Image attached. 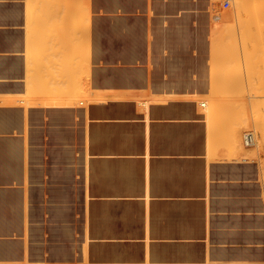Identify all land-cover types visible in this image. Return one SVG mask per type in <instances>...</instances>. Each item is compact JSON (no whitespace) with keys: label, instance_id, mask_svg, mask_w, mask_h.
<instances>
[{"label":"crops","instance_id":"crops-1","mask_svg":"<svg viewBox=\"0 0 264 264\" xmlns=\"http://www.w3.org/2000/svg\"><path fill=\"white\" fill-rule=\"evenodd\" d=\"M77 1L78 0H42V1L41 0H0V9L2 10V11L0 10V40L2 41V42L0 41V45H1L0 46V169H1L0 170V178H1L0 179V197L2 198V200L0 198V206H1L0 207L1 209L0 210V219H1L0 220V231H1L0 232V238H1L0 239L1 240L0 241V248H1L0 249V259H1L0 264H3V263L4 264H17V263L18 264H34L35 262H36L35 264H40L41 262L44 264H70V263L71 264H80V263L82 264L83 262H84L83 264H93V263L95 264H103V263L104 264L106 263L107 264L108 263L109 264H113V263L114 264L116 263L117 264H122V263L123 264L125 263L126 264H136V263L137 264H200L201 262H202L201 264H206V263L213 264V262L214 264L215 263L216 264H252V263L253 264H264V164L257 159H252L250 156H248V153H244L239 150L236 151V149L233 147L231 149V144H230L231 140L226 135L224 136L219 135L213 129H211L209 122L207 121V119H205L206 115L203 113L204 108L201 106V103L203 101H201V99L199 98L201 95H204L210 89L209 79L205 78V73L207 75L210 68L204 65L205 57L206 58L209 57V54H208L209 51L204 50L202 32L198 33V27L202 26V21H203V14H202L203 0H183V1L182 0H169V1L168 0H159V1L158 0H154V1L153 0H149V1L148 0H127V1L126 0H82V4L80 1H78L80 2L79 5H82V6L84 5L85 8L86 9L88 8L89 10L88 12L89 14L87 15V18L89 19L84 18L87 20L84 21L83 19V22L84 23L87 22V23L83 25H81V22H82L81 19L85 15L84 14L82 16L83 11L85 9L83 10L82 8H80V6H78L79 8H77L76 7V3H78ZM48 3L50 4L49 6H48ZM172 3H174V5ZM62 4H64V6ZM73 4L75 7L73 6ZM65 6L68 8V10L65 9L66 8ZM37 7L40 9H38ZM60 7L62 10L57 9ZM76 8L78 12L75 11ZM65 10H67V14H68L67 16H70V17L65 16L66 15ZM71 12H74V13L69 14ZM76 12L77 13L81 12L82 13L80 14L81 16H79V14H76ZM85 12L87 14V10L84 11V13ZM60 14L62 17H60ZM186 15H189V16H186ZM45 16L47 19L45 18ZM113 16H115L116 18ZM79 17H81L80 20H79ZM143 17H144V20H143ZM133 18H135L134 19L135 21L133 20ZM70 19L72 21H70ZM153 19L154 21H152ZM49 20H51V22H49ZM76 20H78L79 22L81 21V22L79 23ZM63 21L67 24L69 22V25L65 24ZM75 22L76 23L78 22L81 25V27L83 26L82 27L83 29L81 28V30H79V31L83 30L82 31L83 35L80 32L78 35V39L84 36L80 38L79 40L82 39L83 42L84 40L85 41L87 40L89 42V44L87 41L83 43L84 45L86 44L87 46H89V48L87 47V50H85L86 52L84 54L85 56L86 55L87 56L85 57L84 55L81 54L82 56H79V57H84V59L86 58L85 60L86 61L89 60L90 65H91L87 67L88 72H87V75H85V77L83 78L82 83L84 84V87L87 88V90L90 92L92 97L90 99H87L88 101L82 100L80 102H77L76 93H75V91L77 90V86L80 87V84H82L80 81L81 67H77V64H76V59H77L76 53L77 52H76V45L74 43L77 42L76 41L77 40V37H76L77 28L74 25L76 24ZM94 22H96L97 24ZM48 23H52V24H48ZM85 25H87L86 26L87 28H85ZM59 26L60 28L62 27L61 28L62 30H60V28H57ZM68 26H70L71 30L70 28H67ZM53 28L55 29L53 30ZM56 28L61 33L59 32L58 34ZM154 28L156 29L154 30ZM190 28L191 29L193 28V30H191ZM67 29L69 30V32L71 31L72 34L71 32L68 33ZM85 31L86 32L88 31L87 32L88 34ZM142 31H144L146 35ZM80 34L82 36H80ZM84 34L86 35L87 39L85 38ZM68 35L69 36L72 35V37L71 36L69 37ZM189 35H191V37ZM199 35H201V37ZM69 38L71 39L69 40ZM64 40L66 41V45L63 43ZM82 41H79V42L82 43ZM135 43H136V46H135ZM140 43L144 46H142ZM64 45L72 47L71 49L69 47L71 52L68 48H67L68 52H66L67 49L64 50L66 48ZM164 47H166V49ZM179 47H181L182 50ZM193 50H196V51L193 52ZM154 51H156V53ZM97 53L99 56L97 55ZM181 56L182 57L185 56L183 57L185 59H183ZM53 57L55 58L53 59ZM114 57L118 59L116 60ZM200 58H202L203 60L202 59L199 60ZM129 60L130 62H128ZM184 60H187V61H184ZM189 60L191 63L189 62ZM182 61H184V63L186 64H184ZM70 62L73 65L70 64ZM58 64L63 65V67ZM28 67L29 69L27 70ZM101 67L104 69H102ZM160 67H163V68L161 69ZM165 67L167 70L165 69ZM59 68L62 69V71ZM53 70H55V73L53 72ZM26 72H28L29 75L26 74ZM56 72L58 74H56ZM132 76L133 78H131ZM104 79H106V81ZM54 80L56 81V83H54ZM57 83L59 85L61 84L60 87L58 86ZM62 85L64 86V89L62 88ZM154 85H157V86H154ZM108 86H110V88ZM26 89L29 90L30 93ZM33 91H36V93H34ZM67 92H69V94H67ZM111 92H114V93H111ZM63 94H65L66 96L65 95L63 96ZM30 95L32 96L30 97ZM177 97H180V98H177ZM138 99L140 100L137 101ZM151 101L154 104L156 102L158 103H156L154 106ZM184 101H186L187 103ZM169 103L171 105H169ZM194 103H196V105H194ZM166 105L169 108H167ZM177 105H180V107ZM187 105H190V106H187ZM108 106H111V107H108ZM31 107L34 110H32ZM178 108L180 109V111ZM56 109L58 110L56 111ZM174 112H176V114ZM59 115L60 117H58ZM139 117L140 118L142 117V118L139 119ZM85 124L88 128L85 126ZM94 125L95 126L97 125V126L94 127ZM200 126H202L204 130L200 128ZM180 127H182L183 129V130L181 129L182 131L181 130L179 131ZM99 128L102 133L99 131ZM185 128L186 129L189 128V129L186 130ZM83 130H84V133L82 132ZM120 130L122 131V133L120 132ZM154 130L155 132H153ZM165 130L167 133L166 132L164 133ZM157 131L158 133H156ZM194 131H197V132H194ZM113 133H115V135L117 134V136H115ZM172 135H174V137ZM193 135H196L197 137ZM163 136L165 137L167 136L166 139ZM179 136L181 137L180 139H179ZM225 137L229 139L228 141L230 145H228V141H225L227 140ZM9 138L11 141L9 140ZM168 138H173V140L168 139ZM63 139L65 142L63 141ZM99 139H101L102 141ZM8 141L10 144L8 143ZM160 141H162V143ZM220 142L223 144L224 143L227 144L225 145L226 147L224 145L221 146ZM116 143L118 144L116 145ZM119 143L121 144L120 146H119ZM64 144L67 146H65ZM6 146H9L10 148ZM220 146H221V149L219 148L220 149L219 151L218 147ZM120 147L122 149V152H121V149H119ZM91 149H92V152H91ZM145 149H146V152H145ZM161 149L163 150V153ZM109 151L111 154L108 153ZM116 152L117 154H115ZM90 153H93V154H90ZM216 153H218L219 156L220 155L223 156L224 154V156L223 157L220 156L221 157L220 158L217 155L218 156L217 157ZM232 156H234V158ZM96 158L100 159L99 162H98V159ZM118 158H120L119 161H117ZM110 159L113 161H111ZM218 164L222 166L220 167ZM112 170H115V172ZM9 171H11V173ZM26 171H27V175L29 174L28 176L26 175L27 177L25 176V174H23V173H26ZM95 173L98 176H96ZM136 175L138 176L136 177ZM56 177H58L57 179L59 180H57ZM103 180H104V183H103ZM111 181H113L112 184H110ZM140 181L142 183H140ZM114 185L116 186V188ZM219 185L223 186V188ZM27 187L31 189L28 190ZM51 189L53 191H51ZM24 190L25 192H23ZM132 191L134 192V194ZM11 192L13 194H11ZM26 192H27V195H26ZM54 192L56 193L54 194ZM57 193L59 194L61 193V194L59 195ZM101 193L103 195H100ZM10 195H12L11 198L9 197ZM21 195L22 196L24 195V196L22 197ZM38 195L41 198L38 197ZM25 198L27 199L25 200ZM100 200L102 201L103 204L101 203ZM166 200L168 203H166ZM124 201L126 204L124 203ZM114 202L117 204H115ZM25 203L26 205H29V207L26 206ZM9 204L10 205L12 204V206H9ZM56 207H59V208L56 209ZM28 209H29V212L27 211ZM114 211H116V213ZM121 212L123 213V215ZM21 213L22 214L24 213L23 216ZM108 214H110V216H108ZM112 216H115V217H112ZM3 218L5 221L6 220L7 221L5 222ZM25 218L27 219V221L24 220ZM95 218H97L98 220ZM228 220L231 223H229ZM53 221H55L56 223ZM35 223H37V225ZM41 223H42V226H40ZM111 223H112V226H111ZM105 226L106 227L109 226L112 230H110V228H106ZM258 227L260 228V230ZM224 229H226V231ZM239 229L241 230L240 232L242 233L239 232ZM67 231H70V232H67ZM97 231H99L100 233ZM166 233L167 235H165ZM260 233L261 234L263 233V234L261 235ZM133 234L135 237L133 236ZM112 235L113 236L118 235V236L116 238V237H112ZM250 240H252L253 242ZM13 241L17 243L14 244ZM102 241H104L105 243ZM138 244L139 246H137ZM82 245H84V248L86 247L87 250L86 249L84 250ZM99 245L101 246L99 247ZM176 245L177 246L179 245V246L177 247ZM210 245L214 248H212ZM194 247H196V249H194ZM236 247L238 250L236 249ZM91 248L94 250H92ZM112 248H114V250ZM107 251L109 252V254H107ZM123 253L127 255H124ZM241 253L242 254L244 253V254L242 255ZM6 254L8 255L9 258L7 257ZM120 254H122V256ZM69 255L72 257H70ZM83 255L84 257L86 255L87 256L84 258L82 257ZM108 255L110 257H108ZM47 256H49V258ZM257 257L259 260L257 259ZM199 259L201 261H199Z\"/></svg>","mask_w":264,"mask_h":264},{"label":"rangeland","instance_id":"rangeland-1","mask_svg":"<svg viewBox=\"0 0 264 264\" xmlns=\"http://www.w3.org/2000/svg\"><path fill=\"white\" fill-rule=\"evenodd\" d=\"M209 1V2H208ZM253 1H256V0H252V1H244V2H241V7L244 9V10H241V14L238 15L237 13V5L235 3V0H203V10H202V14H203V20L205 21H202V26H199L198 27V33H201L203 34V44H204V50L205 51H209V57L205 58V62L204 64L206 66H208L209 68L211 67L212 70L214 71V68H215V71L212 72V71H209L208 72V76H206L205 74V78H208L209 79V82H214L213 86H210V89H209V92L205 93L204 95H202V97L200 96L199 98L202 99L201 101H205L207 102L208 104L204 107L203 111L205 113V115H207V121L209 122L210 126H212L211 128L219 135H228L227 137L232 141L234 142L232 146H236L235 149L238 151H241V152H244V153H248V156H250L252 159H257L259 161H261L263 164H264V103L261 102V99L264 98V95H262V93H260V91L262 90H259L260 88L264 87H260V82L263 83V81L261 80L262 79V76L264 75V70L262 71V69H264V58L262 59L261 57V54L264 53V16L262 15V13L264 12V7H261L264 5V0H257L256 2L258 3L256 6H257V10L255 8H253V5H255V2L254 4L252 3ZM261 1V2H260ZM248 3V5H247ZM252 3V6H250ZM262 4V5H261ZM212 7H211V6ZM206 6V7H205ZM239 7V8H241ZM250 8V9H249ZM209 9V10H207ZM247 9V10H246ZM254 9L257 11V15H255V11ZM212 10V11H211ZM240 10V9H238ZM206 11V12H205ZM245 11V13H243ZM259 11V12H258ZM211 12V13H210ZM240 12V11H239ZM247 12V14H246ZM208 13V14H207ZM261 13V14H260ZM249 14V15H248ZM264 14V13H263ZM212 15V16H211ZM248 15V16H246ZM262 16V17H261ZM240 17V18H239ZM242 18V19H241ZM261 18V19H260ZM244 19H246V25L247 27H250L251 30L253 29V34L251 36H249V32H246L247 36L244 35L245 31L243 32L244 29H242L240 27V20H241V24L242 22H244ZM250 19V20H249ZM262 20V21H260ZM261 22V23H256V22ZM78 23L75 24V27H77V42H76V46L78 48H83L84 46H87V45H84V44H80V42L78 41V26H76ZM216 24L219 26V25H223L222 27L224 28V32L222 31V33H220V29H218L219 27L216 26ZM232 24V25H231ZM258 24V26H257ZM206 25V26H204ZM210 25V26H209ZM225 25H228L226 28H225ZM243 25V28L246 29V31L248 30L247 27L245 26L244 27ZM216 27L218 30H214L215 28L213 27ZM232 26V27H231ZM80 27V26H79ZM200 28V29H199ZM228 28V29H227ZM222 29V28H221ZM232 29V31H231ZM206 30V31H205ZM250 30V29H249ZM214 31H217L216 33ZM231 34H230V32ZM235 31V32H234ZM206 32V34H204ZM227 32V33H226ZM244 34H243V33ZM217 33L219 34V36H217ZM224 34V35H222ZM226 34V35H225ZM229 34L232 36L231 38L229 37ZM228 35V37H227ZM236 35V36H235ZM221 37H222V40H221ZM225 37V38H224ZM207 41V42H206ZM223 41V42H221ZM225 41V42H224ZM207 43V44H206ZM80 44V45H79ZM81 45H84V46H81ZM206 46V47H205ZM88 47V46H87ZM86 47H84L85 49ZM89 48V47H88ZM208 48V50H207ZM77 49V48H76ZM79 49V52L80 50ZM84 49H82L84 51ZM87 50V48H86ZM224 50V51H223ZM81 51V52H83ZM217 51V52H216ZM80 52V53H81ZM256 53H261L260 54V57L259 58ZM79 53H77L78 55ZM83 54V53H82ZM250 54V55H249ZM257 55L258 58H255V56L252 57V55ZM220 55V56H219ZM246 55V56H245ZM218 56V57H217ZM248 56H251L253 59H251V57H248ZM263 56V54H262ZM220 57L222 59H220ZM250 58L251 60L249 61L250 65L249 66V63H248V58ZM81 57H80V60L79 58L76 59V64H77V67H81V79L83 80V78L85 77V75H87V72L88 70L87 67L90 66V62L89 61H86L85 59L81 62ZM215 59V60H214ZM78 60V61H77ZM218 60V61H216ZM260 60H262L260 62ZM80 61V62H79ZM229 61V62H228ZM252 61V62H251ZM226 62V65L228 63H231L232 65H238L236 66L237 68L239 67V71L237 70L236 67H232L237 70V72H240L243 74V76L241 77L242 79L244 78V80L242 82L241 79L237 80V81H233L234 82V85L233 83L230 81L231 79H233V77L235 76H232L231 72L232 71H235L234 69H232L230 67V64L227 65V67L223 66V63L225 64ZM228 62V63H227ZM82 63V64H81ZM252 63V64H251ZM261 63V64H260ZM86 64V65H85ZM263 64V65H262ZM210 65V66H209ZM261 65V66H260ZM84 66V67H83ZM86 66V68H85ZM222 66V67H221ZM228 66L230 69H232L230 72L228 69ZM247 66H249V68H247ZM219 67L218 71H217V68ZM250 67L253 68L257 75V77L255 78V81L253 79V82L254 84L250 81L249 77L251 75H254L253 74H249L248 72L250 71ZM84 70H83V69ZM210 68V69H211ZM223 68V69H222ZM222 71H221V70ZM226 69V70H225ZM249 70V71H248ZM225 71V72H224ZM218 72V73H217ZM227 72V73H226ZM236 72V71H235ZM233 72V74L235 73ZM251 72H252V69H251ZM250 72V73H251ZM262 72V73H261ZM226 73V74H224ZM231 75H230V74ZM236 74V78L239 77L237 76V73ZM241 74V75H242ZM225 75V76H224ZM229 75V79L231 77V79L229 80V82L232 83V87L230 90L228 87H231L230 83L228 84V76ZM248 75V76H247ZM250 75V76H249ZM213 76V77H212ZM256 76V75H255ZM212 77V78H211ZM217 77V78H216ZM222 77V78H221ZM227 79H226V78ZM261 79H260V78ZM240 78V77H239ZM258 78V79H257ZM264 78V76H263ZM80 79L81 83H82V80ZM257 79V80H256ZM234 80V79H233ZM236 80V79H235ZM249 80V81H248ZM236 82V83H235ZM243 82L245 83L244 85ZM252 83V84H251ZM256 83V84H255ZM240 84V85H239ZM82 85L84 84H80V87H77V93H76V100L77 102H80L82 100H87V99H90L92 96L90 94V92L87 90V88L83 87ZM229 85V86H228ZM255 85V86H254ZM223 86V87H222ZM238 86H239V90L238 89ZM243 86V89L241 87ZM253 86V87H252ZM258 86V93L256 92L255 90V87ZM218 87V88H217ZM222 87V88H220ZM212 88V89H211ZM228 89V90H227ZM254 91H253V90ZM232 90V91H231ZM239 90V91H237ZM247 90V91H246ZM88 91V92H86ZM225 91H228V93ZM237 92V93H235ZM239 92V93H238ZM244 92V93H243ZM253 92V93H252ZM255 92V94H254ZM87 93V94H85ZM212 93H216L217 94V98L216 95L214 97V94ZM82 94V95H81ZM219 94V95H218ZM229 94V95H227ZM243 94V95H242ZM260 94V95H259ZM264 94V93H263ZM209 95V96H208ZM256 95V96H255ZM259 95V96H258ZM204 96V97H203ZM207 96V97H206ZM233 98H232V97ZM240 96V97H239ZM252 96V97H251ZM258 96V97H257ZM212 97V98H211ZM214 97V98H213ZM222 97V98H221ZM249 97V98H248ZM257 98V99H256ZM259 98V99H258ZM211 99H216L217 102L219 103H224V104H227L228 107H229V110L233 111V115H229L227 118L225 117H222L223 122H220L221 119H218L220 120L218 123H215V121L211 120L208 118V113L206 114V112L209 111V107L210 106V100ZM219 99V100H218ZM225 99V102H223V100ZM235 99V100H233ZM237 99L239 101H237ZM253 99V101H252ZM230 102H227L229 101ZM232 100V101H231ZM214 101V100H212ZM234 101V102H233ZM236 101V102H235ZM260 101V102H259ZM215 102V101H214ZM213 102V103H214ZM242 102H245V104L243 105ZM254 102V103H253ZM258 102V103H256ZM212 103V104H213ZM231 104V105H230ZM233 104V105H232ZM237 104L239 106H237ZM243 105L246 106L243 108H241ZM232 106V107H230ZM248 106V107H247ZM241 109H239V108ZM231 108V109H230ZM233 108V109H232ZM239 109V111L241 110L242 113H237V110ZM247 110V111H246ZM237 113V114H242V118L238 117L240 119V121L242 120V122L240 123H236L238 121V118L236 117V115L234 114ZM246 114L247 112V115ZM231 113V112H230ZM245 115V116H244ZM233 117V118H232ZM217 118V117H216ZM237 119L236 121L234 120L235 124H236V127L233 126L234 122L233 119ZM230 119V120H229ZM250 119V120H249ZM214 120H217V119H214ZM232 120V121H231ZM245 120V121H244ZM248 120V121H247ZM247 121V122H246ZM232 122L231 124V127H230V123ZM220 124V125H219ZM234 124V125H235ZM241 124V126H240ZM246 124V125H245ZM214 125V126H213ZM243 125V126H242ZM245 125V126H244ZM218 129H216L215 128ZM234 128H233V127ZM240 126V127H239ZM223 129L222 132H219L221 128ZM231 128V129H230ZM241 128H243V130H241ZM227 130V131H226ZM236 131V134L235 132L233 133V136L231 134V131ZM242 131V132H241ZM229 132V134H228ZM245 132H252L254 133L255 135V138H256V141L255 143L250 146V147H245L244 144H243V135ZM226 133V134H225ZM231 134V135H230ZM235 134V135H234ZM239 135V136H238ZM230 136V137H229ZM236 136V138H235ZM232 138L234 140H232ZM240 143H239V142ZM236 144V145H235Z\"/></svg>","mask_w":264,"mask_h":264},{"label":"bare ground","instance_id":"bare-ground-1","mask_svg":"<svg viewBox=\"0 0 264 264\" xmlns=\"http://www.w3.org/2000/svg\"><path fill=\"white\" fill-rule=\"evenodd\" d=\"M41 1H42V0H41ZM78 1H80L81 4H82V0H78ZM78 1H77V2H78ZM126 1H127V0H126ZM148 1H149V0H148ZM153 1H154V0H153ZM158 1H159V0H158ZM168 1H169V0H168ZM182 1H183V0H182ZM214 1H216V0H214ZM244 1H245V0H235V3H236V5H237V13H238V15L241 14V10H244V9L240 6V5H241V2H244ZM246 1H249V0H246ZM250 1H252V0H250ZM256 1H257V0H256ZM256 1H253V2H252L253 4H254V2H255V5H253V8H255V9L257 8L256 5L259 3V2L257 3ZM28 2H29V1H28ZM62 2H64V1H62ZM80 2L76 3V7L79 8L78 6H80V8H82L83 10L85 9L84 11L87 10V14H86V12L84 13V11H83L82 9H81V10L83 11V14H82L81 12H80V13H77V12H78V11H77V8L75 9V11H77L76 14H79V16H81L80 14H82V16H83L84 14L86 15V17H85V15H84L83 18L81 19L82 22L80 21V22H81V25H83V24H86V23H87V22L84 23V22H83V19H84V18H87V15L89 14V13H88L89 10H88V8L86 9L84 5H83L84 7H83L82 5H79ZM115 2H116V1H115ZM176 2H177V1H176ZM176 2H175V3H176ZM189 2H190V1H189ZM200 2H201V1H200ZM208 2H209V1H208ZM260 2H261V1H260ZM18 3H19V2H18ZM25 3H26V2H25ZM118 3H119V2H118ZM118 3H117V4H118ZM129 3H130V2H129ZM244 3H245V2H244ZM252 3H251L250 6H252ZM29 4H30V3H29ZM45 4H46V3H45ZM55 4H56V3H55ZM64 4H65V3H64ZM64 4H62V5L64 6ZM145 4H146V3H145ZM148 4H149V3H148ZM172 4L174 5V3H172ZM245 4H246V3H245ZM49 5H50V4L48 3V6H49ZM127 5H128V4H127ZM180 5H181V4H180ZM187 5H188V4H187ZM247 5H248V3H247ZM261 5H262V4H261ZM31 6H32V5H31ZM46 6H47V5H46ZM73 6H74V4H73ZM122 6H123V5H122ZM131 6H132V5H131ZM135 6H136V5H135ZM148 6H149V5H148ZM210 6H211V5H210ZM15 7H16V6H15ZM44 7H45V6H44ZM53 7H54V6H53ZM65 7H66V6H65ZM74 7H75V6H74ZM107 7H108V6H107ZM116 7H117V6H116ZM156 7H157V6H156ZM156 7H155V8H156ZM184 7H185V6H184ZM194 7H196V6H194ZM205 7H206V6H205ZM211 7H212V6H211ZM239 7H241V8H239ZM261 7H264V5L261 6ZM9 8H10V7H9ZM37 8H38V7H37ZM50 8H52V7H50ZM55 8H56V6H55ZM123 8H125V7H123ZM130 8H131V7H130ZM137 8H138V7H137ZM157 8H158V7H157ZM157 8H156V9H157ZM177 8H178V7H177ZM188 8H189V7H188ZM38 9H40V8H38ZM57 9H61V7H60V8H57ZM65 9L68 10L67 7H66ZM165 9H166V8H165ZM238 9H240V10H238ZM249 9H250V8H249ZM255 9H254V11H255V15H257V14H256V13H257V11H256L257 9H256V10H255ZM0 10H1V9H0ZM41 10H42V9H41ZM52 10H53V9H52ZM61 10H62V9H61ZM67 10H65V14H66L65 16L68 15V14H67ZM73 10H74V9H73ZM79 10H80V9H79ZM134 10H135V9H134ZM148 10H149V9H148ZM152 10H153V9H152ZM159 10H160V9H159ZM207 10H209V9H207ZM246 10H247V9H246ZM1 11H2V10H1ZM154 11H155V10H154ZM182 11H183V10H182ZM211 11H212V10H211ZM239 11H240V12H239ZM263 11H264V10H263ZM9 12H10V11H9ZM13 12H14V11H13ZM38 12H39V11H38ZM42 12H43V11H42ZM44 12H45V11H44ZM49 12H50V11H49ZM69 12H70V11H69ZM122 12H123V11H122ZM157 12H158V11H157ZM163 12H164V11H163ZM185 12H186V11H185ZM192 12H193V11H192ZM205 12H206V11H205ZM258 12H259V11H258ZM59 13H60V12H59ZM59 13H58V14H59ZM73 13H74V12H71V13H69V14H73ZM139 13H140V12H139ZM150 13H151V12H150ZM210 13H211V12H210ZM243 13H245V11H244ZM263 13H264V12H263ZM263 13H262V15L264 16ZM117 14H118V13H117ZM135 14H136V13H135ZM159 14H160V13H159ZM167 14H168V13H167ZM176 14H177V13H176ZM187 14H188V13H187ZM193 14H194V13H193ZM207 14H208V13H207ZM246 14H247V12H246ZM260 14H261V13H260ZM6 15H7V14H6ZM12 15H13V14H12ZM19 15H20V14H19ZM43 15H44V14H43ZM115 15H116V14H115ZM118 15H119V14H118ZM132 15H133V14H132ZM148 15H149V14H148ZM191 15H192V14H191ZM199 15H200V14H199ZM248 15H249V14H248ZM248 15H246V16H248ZM46 16H47V14H46ZM46 16H45V18H46ZM150 16H151V14H150ZM154 16H155V15H154ZM184 16H185V15H184ZM186 16H189V15H186ZM211 16H212V15H211ZM239 16H240V15H239ZM42 17H44V16H42ZM53 17H54V16H53ZM60 17H62L61 14H60ZM67 17H70V16H67ZM93 17H94V16H93ZM113 17H115V16H113ZM119 17H120V16H119ZM248 17H249V16H248ZM261 17H262V16H261ZM14 18H15V17H14ZM14 18H13V19H14ZM39 18H40V17H39ZM80 18H81V17H79V20H80ZM115 18H116V17H115ZM123 18H124V17H123ZM125 18H126V17H125ZM141 18H142V17H141ZM165 18H166V17H165ZM172 18H173V17H172ZM239 18H240V17H239ZM4 19H5V18H4ZM4 19H3V20H4ZM13 19H12V20H13ZM46 19H47V18H46ZM62 19H63V18H62ZM62 19H61V20H62ZM65 19H66V18H65ZM87 19H89V18H87ZM87 19H84V21L87 20ZM111 19H112V18H111ZM134 19H135V18H133V20H134ZM136 19H138V18H136ZM167 19H168V18H167ZM174 19H175V18H174ZM186 19H187V18H186ZM193 19H194V18H193ZM200 19H202V18H200ZM241 19H242V18H241ZM260 19H261V18H260ZM55 20H56V19H55ZM68 20H69V19H68ZM121 20H122V19H121ZM143 20H144V17H143ZM157 20H158V19H157ZM183 20H184V19H183ZM189 20H190V19H189ZM205 20H206V19H205ZM205 20H203V21H205ZM249 20H250V19H249ZM42 21H43V20H42ZM56 21H57V20H56ZM65 21H66V20H65ZM70 21H72V20L70 19ZM76 21H78V20H76ZM93 21H94V20H93ZM116 21H117V20H116ZM134 21H135V20H134ZM138 21H139V20H138ZM147 21H148V20H147ZM152 21H154V19H153ZM166 21H167V20H166ZM186 21H188V20H186ZM260 21H262V20H260ZM49 22H51V20H49ZM63 22H64V21H63ZM78 22H79V21H78ZM78 22H77V23H78ZM80 22H79V23H80ZM88 22H89V20H88ZM157 22H158V21H157ZM173 22H174V21H173ZM197 22H198V21H197ZM255 22H256V21H255ZM54 23H55V22H54ZM58 23H60V22H58ZM61 23H62V22H61ZM64 23H65V22H64ZM75 23H76V22H75ZM79 23H78V24H79ZM94 23H96V22H94ZM137 23H138V22H137ZM141 23H142V22H141ZM182 23H184V22H182ZM199 23H200V22H199ZM199 23H198V24H199ZM256 23L259 24V23H261V22H256ZM262 23H264V22H262ZM48 24H52V23H48ZM65 24H67V23H65ZM78 24H77L76 26H78V29L80 28L79 30H81V28H82L83 26L81 27V25H80V24L78 25ZM88 24H89V23H88ZM88 24H87V25H88ZM96 24H97V23H96ZM144 24H145V23H144ZM200 24H201V23H200ZM244 24H246V19H244V22H242V24H241V20H240V27H241L242 29H244L243 32L245 31V32H244L245 34H244L243 32H242V33H243L244 35L247 36L246 32H249V31H250V32H249V33H250L249 36H251V35L254 33V32H253V29L251 30L250 27H247V26L244 25ZM258 24H257V26H258ZM46 25H47V24H46ZM62 25H63V24H62ZM62 25H61V26H62ZM67 25H69V22H68ZM74 25H75V24H74ZM87 25H85V28H87V27H86ZM122 25H123V24H122ZM152 25H153V24H152ZM190 25H191V24H190ZM231 25H232V24H231ZM243 25H244V27H245V26L247 27V29H248L247 31H246L245 28H243ZM1 26H2V25H1ZM44 26H45V25H44ZM51 26H52V25H51ZM79 26H80V27H79ZM113 26H114V25H113ZM141 26H142V25H141ZM143 26H144V25H143ZM153 26H154V25H153ZM204 26H206V25H204ZM209 26H210V25H209ZM216 26L219 27L218 29H220V30H219L220 33H222V31L224 32V28L222 27L223 25H219V26H218V25L216 24ZM227 26H228V25H225V28H226ZM47 27H48V26H47ZM52 27H53V26H52ZM52 27H51V28H52ZM166 27H167V26H166ZM172 27H173V26H172ZM184 27H185V26H184ZM184 27H183V28H184ZM206 27H207V26H206ZM231 27H232V26H231ZM45 28H46V27H45ZM57 28H60V26L57 27ZM57 28H56V29H57ZM61 28H62V27H61ZM61 28H60V30H62ZM67 28H70V26H68ZM72 28H73V27H72ZM76 28H77V27H76ZM85 28H84V29H85ZM136 28H137V27H136ZM146 28H147V27H146ZM148 28H149V27H148ZM152 28H153V27H152ZM157 28H158V27H157ZM159 28H160V27H159ZM169 28H170V27H169ZM213 28H215L214 30H218L215 26H214ZM221 28H222V29H221ZM54 29H55V28H53V30H54ZM64 29H65V27H64ZM74 29H75V28H74ZM82 29H83V28H82ZM117 29H118V28H117ZM155 29H156V28H154V30H155ZM185 29H186V28H185ZM190 29H191V28H190ZM199 29H200V28H199ZM227 29H228V28H227ZM249 29H250V30H249ZM38 30H39V29H38ZM50 30H51V29H50ZM67 30H68V29H67ZM70 30H71V28H70ZM87 30H88V29H87ZM122 30H123V29H122ZM128 30H129V29H128ZM141 30H142V29H141ZM165 30H166V29H165ZM191 30H193V28H192ZM51 31H52V30H51ZM55 31H56V30H55ZM82 31H83V30H82ZM82 31H78V32H79V33H80V32L82 33ZM114 31H115V30H114ZM129 31H130V30H129ZM132 31H133V30H132ZM132 31H131V32H132ZM144 31H145V30H144ZM144 31H142V32L144 33ZM146 31H147V30H146ZM174 31H175V30H174ZM184 31H185V30H184ZM205 31H206V30H205ZM231 31H232V29H231ZM53 32H54V31H53ZM57 32H58V34H59L60 31H58V29H57ZM70 32H71V31H70ZM70 32H69V30H68V33H70ZM74 32H75V30H74ZM85 32H86V31H85ZM87 32H88V31H87ZM87 32H86V33H87ZM190 32H191V31H190ZM214 32L216 33L217 31H214ZM229 32H230V31H229ZM234 32H235V31H234ZM45 33H46V32H45ZM47 33H48V32H47ZM60 33H61V32H60ZM62 33H63V32H62ZM79 33H78V35H79ZM135 33H136V32H135ZM139 33H140V32H139ZM146 33H147V32H146ZM158 33H159V31H158ZM161 33H162V32H161ZM165 33H166V32H165ZM181 33H182V32H181ZM226 33H227V32H226ZM71 34H72V32H71ZM76 34H77V33H76ZM87 34H88V33H87ZM133 34H134V33H133ZM144 34H145V33H144ZM150 34H151V33H150ZM152 34H153V33H152ZM182 34H183V33H182ZM194 34H196V33H194ZM204 34H206V32H205ZM230 34H231V32H230ZM230 34H229V37L231 38V37H232V36H231L232 34H231V35H230ZM26 35H27V34H26ZM42 35H43V34H42ZM48 35H49V34H48ZM60 35H61V34H60ZM82 35H83V33H82ZM82 35L80 34V36H82ZM84 35H85V34H84ZM94 35H95V34H94ZM97 35H98V34H97ZM109 35H110V34H109ZM145 35H146V34H145ZM153 35H154V34H153ZM168 35H169V34H168ZM168 35H167V36H168ZM222 35H224V34H222ZM225 35H226V34H225ZM68 36H69V35H68ZM70 36L72 37V35H70ZM70 36H69V37H70ZM80 36H79V37H80ZM98 36H99V35H98ZM100 36H101V35H100ZM114 36H115V35H114ZM141 36H142V35H141ZM150 36H151V35H150ZM169 36H170V35H169ZM185 36H186V35H185ZM189 36L191 37V35H189ZM199 36L201 37V35H199ZM202 36H203V35H202ZM217 36H219L218 33H217ZM235 36H236V35H235ZM58 37H59V36H58ZM64 37H65V35H64ZM76 37H77V35H76ZM82 37H84V36H82ZM82 37H80V38H82ZM94 37H95V36H94ZM137 37H138V36H137ZM155 37H156V36H155ZM171 37H172V36H171ZM200 37H199V38H200ZM227 37H228V35H227ZM229 37H228V38H229ZM1 38H2V37H1ZM48 38H49V37H48ZM61 38H63V37H61ZM80 38H79V39H80ZM85 38H86V35H85ZM96 38H97V37H96ZM143 38H144V37H143ZM174 38H175V37H174ZM178 38H179V37H178ZM183 38H184V37H183ZM183 38H182V39H183ZM187 38H188V37H187ZM224 38H225V37H224ZM6 39H7V38H6ZM9 39H10V38H9ZM52 39H53V37H52ZM59 39H60V38H59ZM70 39H71V38H69V40H70ZM73 39H74V38H73ZM73 39H72V40H73ZM79 39H78V41H82V39H81V40H79ZM83 39H84V38H83ZM86 39H87V38H86ZM88 39H89V38H88ZM117 39H118V37H117ZM150 39H151V38H150ZM62 40H63V39H62ZM65 40H67V39H65ZM65 40H64L63 43L66 45V41H65ZM97 40H98V39H97ZM135 40H136V39H135ZM135 40H134V41H135ZM202 40H203V38H202ZM221 40H222V37H221ZM0 41H1V40H0ZM17 41H18V40H17ZM19 41H20V40H19ZM76 41H77V40H76ZM76 41H75V42H76ZM86 41H87V40H86ZM86 41L84 40V42H86ZM148 41H149V40H148ZM159 41H160V40H159ZM167 41H168V40H167ZM180 41H181V40H180ZM190 41H191V40H190ZM1 42H2V41H1ZM69 42H70V41H69ZM84 42L82 41V43H80V44H83ZM87 42H88V41H87ZM97 42H98V41H97ZM121 42H122V41H121ZM132 42H133V41H132ZM143 42H144V41H143ZM192 42H193V40H192ZM199 42H200V41H199ZM201 42H202V41H201ZM203 42H204V41H203ZM206 42H207V41H206ZM221 42H223V41H221ZM224 42H225V41H224ZM9 43H10V42H9ZM19 43H20V42H19ZM61 43H62V42H61ZM77 43H78V42H77ZM118 43H119V42H118ZM136 43H137V42H136ZM136 43H135V46H136ZM146 43H147V42H146ZM154 43H155V42H154ZM161 43H162V41H161ZM177 43H178V42H177ZM25 44H26V43H25ZM71 44H73V43H71ZM74 44H76V43H74ZM80 44H79V45H80ZM88 44H89V42H88ZM120 44H121V43H120ZM133 44H134V43H133ZM140 44H141V43H140ZM166 44H167V43H166ZM169 44H170V43H169ZM169 44H168V45H169ZM172 44H173V43H172ZM172 44H171V45H172ZM183 44H184V43H183ZM206 44H207V43H206ZM65 45H64V46H65ZM69 45H70V44H69ZM85 45H86V44H85ZM98 45H100V44H98ZM114 45H115V44H114ZM141 45H142V44H141ZM149 45H150V44H149ZM156 45H157V44H156ZM0 46H1V45H0ZM8 46H9V45H8ZM10 46H11V44H10ZM17 46H18V45H17ZM46 46H47V45H46ZM70 46H71V45H70ZM70 46H65L66 48H65L64 50H66L67 48L69 49ZM73 46H74V45H73ZM81 46H84V45H81ZM138 46H139V45H138ZM142 46H144V45H142ZM142 46H141V47H142ZM158 46H159V44H158ZM173 46H174V45H173ZM176 46H177V45H176ZM199 46H200V45H199ZM201 46H202V45H201ZM20 47H21V46H20ZM84 47L87 48V46H84ZM84 47H83L82 49H84ZM88 47H89V46H88ZM141 47H140V48H141ZM169 47H170V46H169ZM171 47H172V46H171ZM203 47H204V46H203ZM205 47H206V46H205ZM56 48H58V47H56ZM63 48H64V47H63ZM71 48H72V47H70V49H71ZM76 48H77V49H76V52L79 53L78 55H77V53H76V57H77V59L79 58V60H80V57H79V56H82V55L85 54V52H86V51H85L86 48L84 49V51H83L81 48H78L77 46H76ZM119 48H120V47H119ZM135 48H136V47H135ZM149 48H150V47H149ZM158 48H159V47H158ZM158 48H157V49H158ZM164 48L166 49V47H164ZM179 48L181 49V47H179ZM189 48H190V47H189ZM18 49H19V48H18ZM47 49H48V48H47ZM68 49H67L66 52H68ZM70 49H69V50H70ZM79 49H81L80 52H81V51H83V52L80 53V52H79ZM143 49H144V48H143ZM44 50H45V49H44ZM153 50H154V49H153ZM158 50H159V49H158ZM181 50H182V49H181ZM187 50H188V49H187ZM201 50H202V49H201ZM207 50H208V48H207ZM3 51H4V50H3ZM16 51H17V50H16ZM26 51H27V50H26ZM88 51H89V50H88ZM88 51H87V52H88ZM126 51H127V50H126ZM194 51H196V50H193V52H194ZM223 51H224V50H223ZM70 52H71V50H70ZM114 52H115V51H114ZM144 52H145V51H144ZM147 52H148V51H147ZM154 52L156 53V51H154ZM169 52H170V51H169ZM179 52H180V51H179ZM202 52H203V51H202ZM216 52H217V51H216ZM5 53H6V52H5ZM82 53H83V54H82ZM126 53H127V52H126ZM130 53H131V52H130ZM157 53H158V52H157ZM159 53H160V51H159ZM164 53H165V52H164ZM185 53H186V52H185ZM189 53H190V52H189ZM205 53H206V52H205ZM1 54H2V53H1ZM81 54H82V55H81ZM93 54H94V52H93ZM109 54H110V53H109ZM120 54H121V53H120ZM148 54H149V53H148ZM198 54H199V52H198ZM208 54H209V53H208ZM210 54H211V53H210ZM210 54H209V55H210ZM256 54L259 55V56H258L259 58H261V57H262V59L264 58V53H262L263 56H262V54L260 53V54H261V57H260V54H259V53H256ZM4 55H5V54H4ZM56 55H57V54H56ZM97 55H98V53H97ZM107 55H108V54H107ZM130 55H131V54H130ZM130 55H129V56H130ZM146 55H147V54H146ZM153 55H154V54H153ZM165 55H166V54H165ZM169 55H170V54H169ZM187 55H188V54H187ZM206 55H207V54H206ZM249 55H250V54H249ZM257 55L255 56V55L253 54L252 57L255 56V58H258ZM84 56H85V55H84ZM86 56H87V55H86ZM86 56H85V57H86ZM92 56H93V55H92ZM98 56H99V55H98ZM131 56H132V55H131ZM160 56H162V55H160ZM179 56H180V55H179ZM219 56H220V55H219ZM245 56H246V55H245ZM107 57H108V56H107ZM149 57H150V56H149ZM149 57H148V58H149ZM156 57H157V56H156ZM181 57H182V56H181ZM183 57H185V56H183ZM183 57H182V58H183ZM196 57H197V56H196ZM217 57H218V56H217ZM248 57H251V56H248ZM248 57H247V58H248ZM252 57H251V59L254 58V57H253V58H252ZM54 58H55V57H53V59H54ZM58 58H59V57H58ZM81 58H82V59H81V62H82V61L84 60V57H81ZM93 58H94V57H93ZM95 58H96V57H95ZM114 58H115V57H114ZM120 58H121V57H120ZM173 58H174V57H173ZM186 58H187V57H186ZM189 58H190V57H189ZM205 58H206V57H205ZM15 59H16V58H15ZM46 59H47V58H46ZM56 59H57V58H56ZM85 59H86V58H85ZM115 59H116V58H115ZM117 59H118V58H117ZM117 59H116V60H117ZM160 59H161V58H160ZM177 59H178V58H177ZM183 59H185V58H183ZM191 59H192V58H191ZM201 59H202V58H200L199 60H201ZM220 59H222V58L220 57ZM248 59H249V60H248V63H249V61H250L251 59H250V58H248ZM44 60H45V59H44ZM153 60H154V59H153ZM158 60H159V58H158ZM161 60H162V59H161ZM181 60H182V59H181ZM202 60H203V59H202ZM214 60H215V59H214ZM45 61H46V60H45ZM60 61H61V60H60ZM77 61H78V60H77ZM88 61H89V60H88ZM132 61H133V60H132ZM134 61H136V60H134ZM154 61H155V60H154ZM184 61H187V60H184ZM184 61H182V62L184 63ZM191 61H192V60H191ZM216 61H218V60H216ZM261 61H262V60H260V62H261ZM48 62H49V61H48ZM79 62H80V61H79ZM117 62H118V61H117ZM128 62H130V60H129ZM128 62H127V63H128ZM152 62H153V61H152ZM156 62H157V60H156ZM156 62H155V63H156ZM168 62H169V60H168ZM172 62H174V61H172ZM189 62H190V60H189ZM228 62H229V61H228ZM228 62H227V63H228ZM251 62H252V61H251ZM6 63H7V62H6ZM42 63H43V62H42ZM51 63H52V62H51ZM55 63H56V62H55ZM105 63H106V62H105ZM122 63H123V62H122ZM124 63H125V62H124ZM190 63H191V62H190ZM205 63H206V62H205ZM70 64H72V63L70 62ZM81 64H82V63H81ZM133 64H134V63H133ZM133 64H131V65H133ZM136 64H137V63H136ZM136 64H135V65H136ZM163 64H164V63H163ZM168 64H169V63H168ZM184 64H186V63H184ZM187 64H188V63H187ZM194 64H196V63H194ZM228 64H230V67H231L232 69H234L233 67L238 66V65H232L231 63H228ZM228 64H227V65H228ZM251 64H252V63H251ZM260 64H261V63H260ZM263 64H264V62H263ZM263 64H262V65H263ZM8 65H9V64H8ZM47 65H48V64H47ZM49 65H50V64H49ZM58 65H61V64H58ZM72 65H73V64H72ZM85 65H86V64H85ZM128 65H129V64H128ZM190 65H191V64H190ZM192 65H193V63H192ZM200 65H201V63H200ZM204 65H205V64H204ZM227 65H226V62H225V64L223 63V66H225V67H227ZM231 65H232L233 67H232ZM27 66H28V65H27ZM31 66H32V64H31ZM44 66H45V65H44ZM61 66L63 67V65H61ZM61 66H60V67H61ZM90 66H91V65H90ZM165 66H166V64H165ZM205 66H206V65H205ZM209 66H210V65H209ZM249 66H251L250 63H249ZM249 66H247V68H249ZM260 66H261V65H260ZM263 66H264V65H263ZM13 67H14V66H13ZM50 67H51V66H50ZM55 67H56V66H55ZM57 67H58V66H57ZM83 67H84V66H83ZM107 67H108V66H107ZM157 67H158V65H157ZM185 67H186V66H185ZM185 67H184V68H185ZM190 67H191V66H190ZM192 67H193V66H192ZM201 67H202V66H201ZM221 67H222V66H221ZM14 68H15V67H14ZM46 68H47V67H46ZM85 68H86V66H85ZM92 68H93V67H92ZM101 68H102V67H101ZM101 68H100V69H101ZM160 68L162 69L163 67H160ZM184 68H183V69H184ZM208 68H209V67H208ZM210 68H211V67H210ZM236 68H237V67H236ZM236 68H235V69H236ZM253 68H254V67H253ZM253 68L250 67V71L248 70V71H249L248 73H249L250 75L254 73V75H251V76L249 75V76H250V77H249L250 81L254 84L253 79H254V81H255V78L257 77L258 74H256L257 72H256V73L254 72L255 70H254ZM28 69H29V67L27 68V70H28ZM30 69H31V67H30ZM49 69H51V68H49ZM55 69H56V68H55ZM59 69H60V68H59ZM82 69H83V68H82ZM87 69H88V68H87ZM87 69H86V70H87ZM100 69H99V70H100ZM102 69H104V68H102ZM108 69H109V68H108ZM108 69H107V70H108ZM130 69H131V68H130ZM165 69H166V67H165ZM178 69H179V68H178ZM185 69H186V68H185ZM218 69H219V67L217 68V71H218ZM222 69H223V68H222ZM228 69H230L229 66H228ZM232 69H230L229 72H230ZM235 69H234V70H235ZM239 69H240V68L238 67L237 70L239 71ZM251 69H252V72H251ZM60 70L62 71V69H60ZM64 70H65V69H64ZM83 70H84V69H83ZM93 70H94V69H93ZM93 70H92V71H93ZM139 70H141V69H139ZM154 70H155V69H154ZM166 70H167V69H166ZM180 70H181V69H180ZM194 70H196V69H194ZM203 70H204V69H203ZM220 70H221V69H220ZM225 70H226V69H225ZM237 70H235L236 72H235V71H232L231 74H232V76H234V75L236 76L235 73H237V76H239L240 78H239V77L236 78V77L234 76V77H233L234 80L231 79V77H230V79H231V80H230V79H229V75H227V76H228V84L230 83V85H231V87H228L229 90H230L231 88H233V87H232V86L234 85V82H233V81H237V80L241 79L240 82H242V81L244 80V78H243V79L241 78V77L243 76V74L241 73V71H240V72H237ZM240 70H241V69H240ZM263 70H264V69H262V71H263ZM65 71H66V70H65ZM78 71H79V70H78ZM105 71H106V70H105ZM105 71H104V72H105ZM108 71H109V70H108ZM123 71H124V70H123ZM131 71H132V70H131ZM155 71H156V70H155ZM159 71H160V70H159ZM159 71H158V72H159ZM168 71H169V69H168ZM184 71H185V70H184ZM191 71H192V70H191ZM191 71H190V72H191ZM197 71H199V70H197ZM207 71H208V69H207ZM209 71L214 72V71H215V68H214V71L212 70V68L209 69ZM221 71H222V70H221ZM53 72L55 73V70H53ZM59 72H60V71H59ZM67 72H68V71H67ZM95 72H96V71H95ZM111 72H112V71H111ZM132 72H133V71H132ZM224 72H225V71H224ZM233 72H235V73L233 74ZM250 72H251V73H250ZM263 72H264V71H263ZM184 73H185V72H184ZM217 73H218V72H217ZM226 73H227V72H226ZM226 73H224V74H226ZM261 73H262V72H261ZM26 74L29 75L28 72H26ZM56 74H58V73L56 72ZM91 74H92V73H91ZM96 74H97V73H96ZM137 74H138V73H137ZM157 74H158V73H157ZM157 74H156V75H157ZM191 74H192V73H191ZM205 74H206V73H205ZM229 74H230V73H229ZM231 74H230V75H231ZM241 74H242V75H241ZM54 75H55V74H54ZM66 75H67V74H66ZM134 75H136V74H134ZM172 75H173V74H172ZM184 75H185V74H184ZM198 75H199V74H198ZM201 75H202V74H201ZM255 75H256V76H255ZM7 76H8V75H7ZM58 76H59V75H58ZM95 76H96V75H95ZM149 76H150V75H149ZM160 76H161V75H160ZM176 76H177V75H176ZM193 76H194V75H193ZM206 76H208V75H206ZM224 76H225V75H224ZM247 76H248V75H247ZM263 76H264V75H263ZM263 76H262V79H261L260 77H259V78H260V79L263 81V83H264V78H263ZM38 77H39V75H38ZM56 77H57V75H56ZM64 77H65V76H64ZM67 77H68V76H67ZM80 77H81V76H80ZM96 77H97V76H96ZM107 77H108V76H107ZM117 77H119V76H117ZM183 77H184V76H183ZM198 77H199V76H198ZM212 77H213V76H212ZM212 77H211V78H212ZM243 77H244V76H243ZM12 78H13V77H12ZM58 78H59V77H58ZM58 78H57V79H58ZM131 78H133V76H132ZM137 78H138V77H137ZM144 78H145V77H144ZM148 78H149V77H148ZM180 78H181V77H180ZM216 78H217V77H216ZM221 78H222V77H221ZM225 78H226V77H225ZM7 79H8V78H7ZM26 79H27V77H26ZM53 79H54V78H53ZM62 79H63V77H62ZM70 79H71V78H70ZM189 79H190V78H189ZM226 79H227V78H226ZM235 79H236V80H235ZM257 79H258V78H257ZM257 79H256V80H257ZM29 80H31V79H29ZM40 80H41V79H40ZM81 80H82V79H81ZM104 80L106 81V79H104ZM108 80H109V78H108ZM113 80H114V79H113ZM170 80H171V79H170ZM177 80H178V79H177ZM229 80L233 83V85H232L231 82H229ZM121 81H122V80H121ZM142 81H143V80H142ZM168 81H169V80H168ZM179 81H180V80H179ZM188 81H189V80H188ZM215 81H216V80H215ZM215 81H214V82H215ZM248 81H249V80H248ZM17 82H18V81H17ZM29 82H30V81H29ZM103 82H104V81H103ZM103 82H102V83H103ZM112 82H113V81H112ZM148 82H149V81H148ZM186 82H187V81H186ZM199 82H200V81H199ZM214 82H211V81H210V82H209L210 86H213ZM26 83H27V82H26ZM38 83H39V82H38ZM54 83H56L55 80H54ZM61 83H62V82H61ZM63 83H64V82H63ZM78 83H79V82H78ZM109 83H110V82H109ZM142 83H143V82H142ZM181 83H182V82H181ZM193 83H194V82H193ZM235 83H236V82H235ZM237 83H238V81H237ZM252 83H251V84H252ZM57 84H58V83H57ZM82 84H83V83H82ZM123 84H124V82H123ZM155 84H156V83H155ZM197 84H198V83H197ZM209 84H208V86H209ZM244 84H245V83L243 82L242 85H244ZM255 84H256V83H255ZM260 84H261L260 87L264 86V84H262V82H260ZM60 85H61V84H60ZM60 85L58 84L59 87H60ZM151 85H152V84H151ZM169 85H170V84H169ZM174 85H175V84H174ZM190 85H191V83H190ZM201 85H202V84H201ZM239 85H240V84H239ZM28 86H29V85H28ZM82 86L84 87V85H82ZM102 86H103V85H102ZM102 86H101V87H102ZM116 86H117V85H116ZM120 86H121V85H120ZM132 86H133V85H132ZM142 86H143V84H142ZM146 86H147V85H146ZM148 86H149V84H148ZM154 86H157V85H154ZM188 86H189V85H188ZM228 86H229V85H228ZM234 86H235V85H234ZM244 86H246V85H244ZM254 86H255V85H254ZM38 87H39V86H38ZM77 87H78V86H77ZM108 87L110 88V86H108ZM111 87H112V86H111ZM123 87H124V86H123ZM129 87H130V86H129ZM168 87H169V86H168ZM189 87H190V86H189ZM192 87H193V86H192ZM200 87H201V86H200ZM222 87H223V86H222ZM222 87H220V88H222ZM240 87H241V86H240ZM252 87H253V86H252ZM260 87H259V88H260ZM55 88H56V86H55ZM62 88L64 89V86H63V85H62ZM99 88H100V87H99ZM148 88H149V87H148ZM198 88H199V87H198ZM205 88H206V87H205ZM208 88H209V87H208ZM217 88H218V87H217ZM241 88H242V90L245 89V88L243 89V86H242ZM257 88H258V86L255 87V90H256ZM259 88H258V89H259ZM27 89H28V88H27ZM27 89H26V90H27ZM29 89H30V88H29ZM39 89H40V88H39ZM46 89H47V88H46ZM127 89H128V88H127ZM132 89H133V88H132ZM174 89H175V88H174ZM185 89H186V88H185ZM211 89H212V88H211ZM238 89H239V86H238ZM258 89H257V90H258ZM30 90H31V89H30ZM59 90H60V89H59ZM111 90H112V89H111ZM149 90H150V89H149ZM180 90H181V89H180ZM180 90H179V91H180ZM227 90H228V89H227ZM239 90H241V89H239ZM239 90H237V91H239ZM252 90H253V89H252ZM257 90H256V92L258 93ZM259 90H262V91H260V93H262V95H264V94H263V93H264V87L260 88ZM5 91H6V90H5ZM27 91L29 92V90H27ZM31 91H32V90H31ZM43 91H44V90H43ZM48 91H49V90H48ZM55 91H56V90H55ZM65 91H66V90H65ZM103 91H104V90H103ZM107 91H108V90H107ZM121 91H122V90H121ZM154 91H156V90H154ZM191 91H192V90H191ZM199 91H200V90H199ZM203 91H204V90H203ZM231 91H232V90H231ZM246 91H247V90H246ZM253 91H254V90H253ZM33 92L36 93V91H33ZM86 92H88V91H86ZM98 92H99V91H98ZM125 92H126V91H125ZM125 92H124V93H125ZM138 92H140V91H138ZM149 92H150V91H149ZM157 92H158V91H157ZM189 92H190V91H189ZM193 92H194V91H193ZM208 92H209V91H208ZM226 92L228 93V91H225V93H226ZM29 93H30V92H29ZM48 93H49V92H48ZM50 93H51V92H50ZM75 93H77V91H75ZM100 93H101V92H100ZM111 93H114V92H111ZM111 93H109V94H111ZM131 93H132V92H131ZM150 93H151V92H150ZM206 93H207V92H206ZM235 93H237V92H235ZM238 93H239V92H238ZM243 93H244V92H243ZM252 93H253V92H252ZM7 94H8V93H7ZM23 94H24V93H23ZM61 94H62V93H61ZM67 94H69V92H67ZM85 94H87V93H85ZM138 94H139V93H138ZM183 94H184V93H183ZM183 94H182V95H183ZM212 94H214V97H215V95H216V97H217V94H216V93H212ZM254 94H255V92H254ZM14 95H15V94H14ZM64 95H65V94H63V96H64ZM81 95H82V94H81ZM148 95H149V94H148ZM186 95H187V94H186ZM218 95H219V94H218ZM227 95H229V94H227ZM242 95H243V94H242ZM259 95H260V94H259ZM259 95H258V96H259ZM18 96H19V95H18ZM20 96H21V95H20ZM31 96H32V95H30V97H31ZM45 96H46V95H45ZM48 96H49V95H48ZM65 96H66V95H65ZM67 96H68V95H67ZM113 96H114V95H113ZM123 96H124V95H123ZM187 96H188V95H187ZM208 96H209V95H208ZM255 96H256V95H255ZM258 96H257V97H258ZM1 97H2V96H1ZM8 97H9V96H8ZM36 97H37V96H36ZM46 97H47V96H46ZM51 97H52V96H51ZM55 97H56V96H55ZM55 97H54V98H55ZM73 97H74V96H73ZM108 97H109V96H108ZM111 97H112V96H111ZM111 97H110V98H111ZM114 97H115V96H114ZM114 97H113V98H114ZM116 97H117V96H116ZM125 97H126V96H125ZM134 97H135V95H134ZM143 97H144V96H143ZM152 97H153V96H152ZM164 97H166V96H164ZM189 97H191V96H189ZM198 97H199V96H198ZM201 97H202V95H201ZM203 97H204V96H203ZM206 97H207V96H206ZM214 97H213V98H214ZM216 97H215V98H216ZM231 97H232V96H231ZM239 97H240V96H239ZM251 97H252V96H251ZM76 98H77V97H76ZM141 98H142V97H141ZM159 98H160V97H159ZM175 98H176V97H175ZM177 98H180V97H177ZM193 98H194V97H193ZM211 98H212V97H211ZM217 98H219V97H217ZM221 98H222V97H221ZM232 98H233V97H232ZM248 98H249V97H248ZM102 99H103V98H102ZM169 99H170V98H169ZM196 99H198V98H196ZM256 99H257V98H256ZM258 99H259V98H258ZM7 100H8V99H7ZM12 100H14V99H12ZM91 100H92V99H91ZM105 100H106V99H105ZM111 100H113V99H111ZM124 100H126V99H124ZM133 100H134V99H133ZM139 100H140V99H138L137 101H139ZM146 100H147V99H146ZM201 100H202V99H201ZM212 100H214L215 102L212 101ZM218 100H219V99H218ZM233 100H235V99H233ZM87 101H88V100H87ZM107 101H108V100H107ZM114 101H115V100H114ZM141 101H142V100H141ZM193 101H194V100H193ZM210 101H211V102L209 103L210 106H208V107H209V111L206 112V114L208 113V118L211 119V120H213V121H215V123H218V122L220 121L219 119H221L220 122H223L224 119H222V117H224V118L226 117V118H227L228 116L233 115V111H232V110H231V111L229 110V107H228L227 104H224V103L222 104V103H220L221 100L219 101V103L217 102L216 99H211ZM231 101H232V100H231ZM237 101H239V100L237 99ZM252 101H253V99H252ZM40 102H41V101H40ZM151 102H152V101H151ZM177 102H178V101H177ZM184 102H186V101H184ZM189 102H190V101H189ZM213 102H214V103H213ZM223 102H225V99L223 100ZM227 102H230V100L227 101ZM233 102H234V101H233ZM235 102H236V101H235ZM259 102H260V101H259ZM261 102L264 103V98L261 99ZM34 103H35V102H34ZM38 103H39V102H38ZM59 103H61V102H59ZM118 103H119V102H118ZM122 103H123V102H122ZM122 103H121V104H122ZM129 103H130V102H129ZM152 103H153V102H152ZM156 103H158V102H156ZM156 103H155V104H156ZM180 103H181V102H180ZM186 103H187V102H186ZM186 103H185V104H186ZM205 103H206V105L208 104L207 102H205ZM212 103H213V104H212ZM225 103H226V102H225ZM230 103H231V102H230ZM243 103L245 104V102H242V104H243ZM253 103H254V102H253ZM256 103H258V102H256ZM31 104H32V103H31ZM63 104H64V103H63ZM114 104H115V103H114ZM135 104H136V103H135ZM155 104L153 103L154 106H155ZM172 104H173V103H172ZM178 104H179V103H178ZM185 104H183V105H185ZM244 104H243V105H244ZM25 105H26V104H25ZM97 105H98V104H97ZM103 105H104V104H103ZM127 105H128V104H127ZM127 105H126V106H127ZM160 105H161V104H160ZM169 105H171V104L169 103ZM194 105H196V103H194ZM230 105H231V104H230ZM232 105H233V104H232ZM243 105H242L241 108L244 109V107H246V106L243 107ZM101 106H102V105H101ZM119 106H120V105H119ZM123 106H124V104H123ZM123 106H122V107H123ZM166 106H167V105H166ZM177 106L180 107V105H177ZM177 106H176V107H177ZM187 106H190V105H187ZM237 106H239V105L237 104ZM43 107H44V106H43ZM108 107H111V106H108ZM115 107H117V106H115ZM122 107H121V108H122ZM134 107H135V106H134ZM156 107H157V106H156ZM170 107H171V106H170ZM173 107H174V106H173ZM176 107H175V108H176ZM181 107H183V106H181ZM230 107H232V106H230ZM247 107H248V106H247ZM50 108H51V107H50ZM55 108H57V107H55ZM63 108H64V107H63ZM71 108H72V107H71ZM101 108H102V107H101ZM124 108H125V107H124ZM167 108H169V107L167 106ZM192 108H193V107H192ZM238 108H239V107H238ZM241 108H239V109H241ZM31 109H32V107H31ZM37 109H38V108H37ZM79 109H80V108H79ZM79 109H78V110H79ZM116 109H117V108H116ZM118 109H119V108H118ZM125 109H126V108H125ZM160 109H161V108H160ZM178 109H179V108H178ZM178 109H176V110H178ZM182 109H183V108H182ZM184 109H185V108H184ZM189 109H190V108H189ZM230 109H231V108H230ZM232 109H233V108H232ZM239 109L237 110V113H239V112L241 111V110L239 111ZM16 110H17V109H16ZM32 110H34V109H32ZM38 110H39V109H38ZM57 110H58V109H56V111H57ZM65 110H66V109H65ZM84 110H85V109H84ZM107 110H108V109H107ZM114 110H115V109H114ZM120 110H121V109H120ZM191 110H192V109H191ZM5 111H6V110H5ZM7 111H9V110H7ZM20 111H21V110H20ZM80 111H81V110H80ZM86 111H87V110H86ZM103 111H105V110H103ZM146 111H147V110H146ZM179 111H180V109H179ZM179 111H178V112H179ZM194 111H196V110H194ZM199 111H200V110H199ZM246 111H247V110H246ZM81 112H82V111H81ZM159 112H160V111H159ZM164 112H165V111H164ZM172 112H173V111H172ZM176 112H177V111H176ZM176 112H174V113L176 114ZM184 112H185V111H184ZM230 112H231V113H230ZM102 113H103V112H102ZM161 113H162V112H161ZM190 113H191V112H190ZM201 113H202V112H201ZM203 113H204V112H203ZM228 113H229L230 115H229ZM237 113L234 112V114L236 115V117L239 115L238 117L242 118V116H241L242 114L240 115V114H237ZM240 113H242V111H241ZM17 114H18V113H17ZM30 114H31V113H30ZM32 114H33V113H32ZM105 114H106V112H105ZM163 114H164V113H163ZM179 114H180V113H179ZM204 114H205V113H204ZM244 114H245V112H244ZM9 115H10V114H9ZM36 115H38V114H36ZM71 115H72V114H71ZM101 115H102V114H101ZM130 115H131V114H130ZM133 115H134V114H133ZM245 115H247V112H246ZM245 115H244V116H245ZM51 116H53V115H51ZM128 116H129V115H128ZM131 116H132V115H131ZM131 116H130V118H131ZM180 116H181V115H180ZM182 116H183V115H182ZM206 116H207V115H206ZM58 117H60V115H59ZM216 117H217V118H216ZM218 117H219V119H218ZM238 117H237V118H238ZM92 118H93V117H92ZM127 118H128V117H127ZM133 118H134V117H133ZM141 118H142V117H141ZM141 118L139 117V119H141ZM147 118H148V117H147ZM172 118H173V117H172ZM179 118H180V117H179ZM232 118H233V117H232ZM17 119H18V118H17ZM182 119H183V118H182ZM202 119H203V118H202ZM205 119H207V117H206ZM214 119H217V120H214ZM52 120H53V119H52ZM55 120H56V119H55ZM55 120H54V121H55ZM59 120H60V119H59ZM122 120H123V119H122ZM229 120H230V119H229ZM234 120L236 121L237 119L235 118V119H233V121H232V120H231V121L234 122ZM249 120H250V119H249ZM21 121H22V120H21ZM25 121H26V120H25ZM54 121H52V122H54ZM95 121H96V120H95ZM150 121H151V120H150ZM170 121H171V120H170ZM180 121H181V120H180ZM184 121H185V120H184ZM216 121H218V122H216ZM239 121H240V119L238 118V121H237L236 123H239ZM244 121H245V120H244ZM247 121H248V120H247ZM247 121H246V122H247ZM97 122H98V121H97ZM97 122H96V124H97ZM116 122H117V120H116ZM118 122H119V121H118ZM121 122H122V121H121ZM145 122H146V121H145ZM152 122H153V121H152ZM177 122H178V121H177ZM232 122L230 123V127H231ZM241 122H242V120L240 121V123H241ZM86 123H87V122H86ZM98 124H100V123H98ZM154 124H156V123H154ZM178 124H179V123H178ZM182 124H183V123H182ZM186 124H187V123H186ZM186 124H185V125H186ZM193 124H194V123H193ZM234 124H235V122H234ZM234 124H233V126L236 127V124H235V125H234ZM26 125H27V124H26ZM72 125H73V124H72ZM106 125H107V124H106ZM132 125H133V124H132ZM161 125H162V124H161ZM169 125H170V124H169ZM187 125H188V124H187ZM191 125H192V124H191ZM196 125H197V124H196ZM219 125H220V124H219ZM245 125H246V124H245ZM245 125H244V126H245ZM29 126H30V125H29ZM85 126H86V124H85ZM96 126H97V125H96ZM96 126L94 125V127H96ZM129 126H130V125H129ZM145 126H146V125H145ZM177 126H178V125H177ZM181 126H182V125H181ZM213 126H214V125H213ZM233 126H232V127H233ZM240 126H241V124H240ZM240 126H239V127H240ZM242 126H243V125H242ZM86 127H87V126H86ZM99 127H100V125H99ZM101 127H102V125H101ZM107 127H109V126H107ZM114 127H115V126H114ZM150 127H152V126H150ZM155 127H156V126H155ZM155 127H154V128H155ZM182 127H183V126H182ZM182 127H180L179 131L182 129ZM204 127H205V126H204ZM210 127H212V126H210ZM234 127H233V128H234ZM64 128H65V127H64ZM87 128H88V127H87ZM116 128H117V126H116ZM116 128H115V129H116ZM157 128H158V127H157ZM190 128H191V127H190ZM200 128H202V129L204 130V128H203L202 126H200ZM215 128H216V126H215ZM220 128H221V127H220ZM83 129H84V128H83ZM95 129H96V128H95ZM97 129H98V128H97ZM106 129H108V128H106ZM112 129H113V127H112ZM143 129H144V128H143ZM161 129H162V128H161ZM166 129H167V128H166ZM185 129H186V128H185ZM188 129H189V128H188ZM188 129H186V130H188ZM211 129H212V128H211ZM216 129H217V128H216ZM218 129H219V128H218ZM218 129H217V130H218ZM230 129H231V128H230ZM28 130H29V129H28ZM57 130H58V129H57ZM102 130H103V128H102ZM116 130H117V129H116ZM156 130H157V129H156ZM169 130H170V129H169ZM182 130H183V129H182ZM182 130H181V131H182ZM190 130H191V129H190ZM222 130H223V129L221 128L219 132H222ZM241 130H243V128H241ZM4 131H6V130H4ZM16 131H17V130H16ZM99 131H100V128H99ZM107 131H108V130H107ZM138 131H139V130H138ZM145 131H146V130H145ZM191 131H192V130H191ZM226 131H227V130H226ZM7 132H8V131H7ZM7 132H6V133H7ZM82 132L84 133V130H83ZM86 132H87V131H86ZM91 132H92V131H91ZM100 132H101V131H100ZM108 132H109V131H108ZM120 132L122 133L121 130H120ZM153 132H155V130H154ZM160 132H161V131H160ZM162 132H163V131H162ZM165 132H166V130L164 131V133H165ZM170 132H171V131H170ZM194 132H197V131H194ZM232 132H233V133L235 132V134H236V131H235V130H234V131H231L232 136H233V133H232ZM241 132H242V131H241ZM60 133H61V132H60ZM92 133H93V132H92ZM92 133H90V134H92ZM101 133H102V132H101ZM104 133H105V132H104ZM109 133H110V132H109ZM109 133H108V134H109ZM121 133H120V134H121ZM151 133H152V132H151ZM156 133H158V131H157ZM166 133H167V132H166ZM201 133H202V131H201ZM61 134H62V133H61ZM78 134H79V133H78ZM90 134H89V135H90ZM113 134L115 135V133H113ZM118 134H119V133H118ZM123 134H124V133H123ZM169 134H171V133H169ZM196 134H197V133H196ZM225 134H226V133H225ZM228 134H229V132H228ZM231 134H230V135H231ZM235 134H234V135H235ZM28 135H29V133H28ZM85 135H86V134H85ZM136 135H138V134H136ZM157 135H158V134H157ZM198 135H199V134H198ZM26 136H27V135H26ZM86 136H87V135H86ZM110 136H111V135H110ZM115 136H117V134H116ZM130 136H131V135H130ZM143 136H144V135H143ZM143 136H142V137H143ZM145 136H146V135H145ZM159 136H160V135H159ZM172 136L174 137V135H172ZM193 136H196V135H193ZM223 136H224V135H223ZM226 136H228V135H226ZM238 136H239V135H238ZM87 137H88V136H87ZM119 137H120V135H119ZM163 137H165V136H163ZM166 137H167V136H166ZM166 137H165V139H166ZM196 137H197V136H196ZM229 137H230V136H229ZM25 138H26V137H25ZM64 138H65V137H64ZM69 138H70V137H69ZM85 138H86V137H85ZM107 138H108V137H107ZM145 138H146V137H145ZM158 138H159V137H158ZM180 138H181V137L179 136V139H180ZM207 138H208V137H207ZM211 138H212V136H211ZM225 138H226V137H225ZM235 138H236V136H235ZM45 139H46V138H45ZM59 139H60V138H59ZM65 139H66V138H65ZM103 139H104V138H103ZM108 139H109V138H108ZM118 139H120V138H118ZM122 139H123V137H122ZM168 139L173 140V138H168ZM175 139H176V138H175ZM223 139H224V138H223ZM226 139H227V138H226ZM9 140H10V138H9ZM16 140H17V139H16ZM19 140H20V139H19ZM19 140H18V141H19ZM26 140H27V139H26ZM29 140H30V139H29ZM38 140H39V139H38ZM71 140H72V139H71ZM85 140H86V139H85ZM99 140H101V139H99ZM132 140H133V139H132ZM142 140H143V139H142ZM157 140H158V139H157ZM177 140H178V138H177ZM198 140H199V139H198ZM212 140H213V139H212ZM212 140H211V141H212ZM228 140H229V139H227V140H225V141H228ZM232 140H234V139L232 138ZM10 141H11V140H10ZM63 141H64V139H63ZM101 141H102V140H101ZM105 141H106V140H105ZM112 141H113V140H112ZM117 141H118V140H117ZM126 141H127V140H126ZM128 141H129V140H128ZM145 141H146V140H145ZM169 141H170V140H169ZM188 141H189V140H188ZM204 141H205V140H204ZM225 141H223V142H225ZM255 141H256V138H255V136H254V143H255ZM3 142H4V141H3ZM6 142H7V141H6ZM12 142H13V141H12ZM25 142H26V141H25ZM64 142H65V141H64ZM85 142H86V141H85ZM99 142H100V141H99ZM103 142H104V140H103ZM121 142H122V141H121ZM121 142H120V143H121ZM130 142H131V141H130ZM134 142H135V141H134ZM151 142H152V141H151ZM160 142L162 143V141H160ZM186 142H187V141H186ZM207 142H208V141H207ZM213 142H214V141H213ZM238 142H239V141H238ZM240 142H241V141H240ZM240 142H239V143H240ZM8 143H9V141H8ZM105 143H106V142H105ZM108 143H109V142H108ZM120 143H119V146L121 145ZM123 143H124V142H123ZM184 143H185V142H184ZM202 143H203V142H202ZM220 143H221V142H220ZM220 143H219V145H220ZM226 143H227V142H226ZM233 143H234V142L230 141L231 149H232V147H233V148L236 147V146H232ZM9 144H10V143H9ZM97 144H98V143H97ZM110 144H111V143H110ZM117 144H118V143H116V145H117ZM137 144H138V143H137ZM170 144H171V142H170ZM180 144H181V142H180ZM230 144H229V141H228V145H230ZM29 145H30V144H29ZM64 145H65V144H64ZM81 145H82V144H81ZM85 145H86V143H85ZM85 145H84V146H85ZM92 145H93V144H92ZM92 145H91V146H92ZM94 145H95V144H94ZM106 145H107V144H106ZM122 145H123V144H122ZM162 145H164V144H162ZM166 145H167V144H166ZM223 145L225 146V145H227V144H225V143H224V144L221 143V146H223ZM235 145H236V144H235ZM11 146H12V145H11ZM65 146H67V145H65ZM99 146H100V145H99ZM102 146H103V145H102ZM110 146H111V145H110ZM119 146H118V147H119ZM167 146H168V145H167ZM172 146H174V145H172ZM208 146H209V145H208ZM221 146L218 147V149H219V148L221 149ZM6 147L10 148L9 146H6ZM36 147H37V146H36ZM63 147H64V146H63ZM96 147H97V146H96ZM106 147H107V146H106ZM106 147H105V148H106ZM118 147H117V148H118ZM225 147H226V146H225ZM29 148H30V147H29ZM39 148H40V147H39ZM107 148H108V147H107ZM112 148H113V147H112ZM160 148H161V147H160ZM172 148H173V147H172ZM176 148H177V147H176ZM181 148H182V146H181ZM205 148H206V147H205ZM216 148H217V147H216ZM216 148H215V149H216ZM26 149H27V148H26ZM40 149H41V148H40ZM83 149H84V148H83ZM85 149H86V147H85ZM92 149H93V148H92ZM92 149H91V152H92ZM97 149H99V148H97ZM119 149H121V147H120ZM134 149H135V148H134ZM168 149H169V147H168ZM173 149H174V148H173ZM220 149H219V151H220ZM28 150H29V149H28ZM31 150H32V149H31ZM66 150H67V149H66ZM81 150H82V149H81ZM147 150H148V149H147ZM161 150H162V149H161ZM179 150H180V149H179ZM208 150H209V149H208ZM208 150H207V151H208ZM12 151H13V150H12ZM32 151H33V150H32ZM165 151H166V150H165ZM170 151H171V149H170ZM236 151H237V150H236ZM3 152H4V151H3ZM29 152H30V151H29ZM73 152H74V151H73ZM84 152H85V151H84ZM84 152H83V153H84ZM96 152H97V151H96ZM118 152H119V151H118ZM121 152H122V149H121ZM126 152H127V150H126ZM131 152H132V151H131ZM145 152H146V149H145ZM160 152H161V151H160ZM166 152H167V151H166ZM183 152H184V151H183ZM216 152H218V151H216ZM26 153H27V151H26ZM26 153H25V154H26ZM33 153H34V152H33ZM65 153H66V152H65ZM85 153H86V152H85ZM87 153H88V152H87ZM108 153H110V151H109ZM162 153H163V150H162ZM7 154H8V153H7ZM10 154H11V153H10ZM90 154H93V153H90ZM110 154H111V153H110ZM115 154H117V152H116ZM125 154H126V153H125ZM147 154H148V153H147ZM166 154H167V153H166ZM175 154H176V152H175ZM182 154H183V153H182ZM219 154H220V153H219ZM11 155H12V154H11ZM85 155H86V154H85ZM87 155H88V154H87ZM97 155H98V154H97ZM97 155H96V156H97ZM160 155H161V154H160ZM180 155H181V153H180ZM214 155H215V154H214ZM217 155H218V153H216V156H217ZM13 156H14V155H13ZM40 156H41V155H40ZM90 156H91V155H90ZM96 156H95V157H96ZM111 156H112V155H111ZM115 156H116V155H115ZM119 156H120V155H119ZM121 156H122V155H121ZM129 156H130V155H129ZM129 156H128V157H129ZM218 156H219V155H218ZM218 156H217V157H218ZM220 156H222V155H220ZM220 156H219V157H220ZM223 156H224V154H223ZM223 156H222V157H223ZM234 156H235V155H234ZM234 156H232V157L234 158ZM26 157H27V156H26ZM30 157H31V155H30ZM91 157H92V156H91ZM102 157H104V156H102ZM102 157H101V158H102ZM112 157H113V156H112ZM123 157H124V156H123ZM85 158H86V157H85ZM98 158H99V156H98ZM98 158H96V159H98ZM105 158H106V157H105ZM135 158H136V157H135ZM179 158H180V157H179ZM210 158H211V157H210ZM213 158H214V157H213ZM220 158H221V157H220ZM103 159H104V158H103ZM119 159H120V158H118L117 161H119ZM123 159H124V158H123ZM164 159H165V158H164ZM175 159H176V158H175ZM177 159H178V158H177ZM26 160H27V159H26ZM40 160H41V159H40ZM77 160H78V159H77ZM92 160H93V159H92ZM99 160H100V159H98V162H99ZM110 160H111V159H110ZM126 160H127V159H126ZM166 160H167V159H166ZM168 160H169V159H168ZM172 160H173V159H172ZM187 160H188V159H187ZM10 161H11V160H10ZM108 161H109V160H108ZM108 161H107V162H108ZM111 161H113V160H111ZM120 161H121V160H120ZM123 161H124V160H123ZM141 161H142V160H141ZM170 161H171V160H170ZM19 162H21V161H19ZM171 162H172V161H171ZM181 162H182V161H181ZM112 163H113V162H112ZM133 163H134V162H133ZM176 163H177V162H176ZM224 163H225V162H224ZM224 163H223V165H224ZM16 164H17V163H16ZM56 164H57V163H56ZM85 164H86V163H85ZM113 164H114V163H113ZM126 164H127V163H126ZM137 164H138V163H137ZM145 164H146V163H145ZM187 164H188V163H187ZM4 165H5V164H4ZM57 165H58V164H57ZM72 165H73V164H72ZM77 165H78V164H77ZM92 165H93V163H92ZM95 165H96V164H95ZM110 165H111V163H110ZM110 165H109V166H110ZM115 165H116V164H115ZM115 165H114V166H115ZM142 165H143V164H142ZM146 165H147V164H146ZM168 165H169V164H168ZM179 165H180V163H179ZM189 165H190V164H189ZM218 165H219V164H218ZM40 166H41V165H40ZM81 166H82V165H81ZM118 166H119V165H118ZM121 166H122V165H121ZM174 166H175V165H174ZM181 166H182V165H181ZM186 166H187V165H186ZM219 166H220V165H219ZM221 166H222V165H221ZM221 166H220V167H221ZM239 166H240V165H239ZM29 167H30V166H29ZM37 167H38V166H37ZM82 167H83V166H82ZM97 167H98V166H97ZM124 167H125V166H124ZM135 167H136V166H135ZM147 167H148V166H147ZM175 167H176V166H175ZM228 167H229V166H228ZM231 167H232V166H231ZM237 167H238V166H237ZM10 168H12V167H10ZM16 168H17V167H16ZM83 168H84V167H83ZM85 168H86V167H85ZM114 168H115V167H114ZM122 168H123V167H122ZM168 168H169V167H168ZM179 168H180V167H179ZM191 168H192V167H191ZM8 169H9V168H8ZM56 169H57V168H56ZM185 169H186V168H185ZM193 169H194V168H193ZM226 169H227V168H226ZM226 169H225V170H226ZM238 169H239V168H238ZM241 169H242V168H241ZM0 170H1V169H0ZM4 170H5V169H4ZM18 170H19V169H18ZM22 170H23V169H22ZM36 170H37V169H36ZM65 170H66V169H65ZM78 170H79V169H78ZM167 170H168V169H167ZM222 170H223V169H222ZM228 170H229V169H228ZM29 171H30V170H29ZM34 171H35V170H34ZM95 171H96V170H95ZM112 171L115 172V170H112ZM161 171H162V170H161ZM174 171H175V170H174ZM176 171H177V170H176ZM229 171H230V170H229ZM235 171H236V170H235ZM1 172H2V171H1ZM9 172L11 173V171H9ZM20 172H21V171H20ZM36 172H37V171H36ZM81 172H82V171H81ZM145 172H146V171H145ZM167 172H168V171H167ZM171 172H173V171H171ZM200 172H201V171H200ZM231 172H233V171H231ZM21 173H22V172H21ZM34 173H35V172H34ZM60 173H61V172H60ZM83 173H84V172H83ZM83 173H82V175H83ZM85 173H86V172H85ZM87 173H88V171H87ZM111 173H112V172H111ZM117 173H118V172H117ZM162 173H163V172H162ZM168 173H169V172H168ZM222 173H223V172H222ZM242 173H243V172H242ZM244 173H245V172H244ZM12 174H13V173H12ZM23 174H25V176H26V175H27V171H26V173H23ZM36 174H37V173H36ZM43 174H44V173H43ZM70 174H71V173H70ZM91 174H92V173H91ZM103 174H104V173H103ZM112 174H113V173H112ZM123 174H124V173H123ZM141 174H142V173H141ZM151 174H152V173H151ZM159 174H160V173H159ZM173 174H174V173H173ZM180 174H181V172H180ZM5 175H6V174H5ZM10 175H11V174H10ZM28 175H29V174H28ZM28 175H27V176H28ZM33 175H34V174H33ZM78 175H79V174H78ZM85 175H86V174H85ZM95 175L98 176L96 173H95ZM100 175H101V174H100ZM119 175H120V174H119ZM133 175H134V174H133ZM162 175H163V174H162ZM162 175H161V177H162ZM201 175H202V174H201ZM217 175H218V173H217ZM230 175H231V174H230ZM233 175H234V174H233ZM22 176H23V175H22ZM27 176H26V177H27ZM36 176H37V175H36ZM54 176H55V175H54ZM75 176H76V175H75ZM91 176H92V175H91ZM91 176H90V177H91ZM137 176H138V175H136V177H137ZM147 176H148V175H147ZM172 176H173V175H172ZM228 176H229V175H228ZM242 176H243V175H242ZM4 177H5V176H4ZM8 177H9V176H8ZM8 177H7V178H8ZM10 177H11V176H10ZM39 177H40V176H39ZM46 177H47V175H46ZM83 177H84V176H83ZM87 177H88V176H87ZM163 177H164V176H163ZM177 177H178V176H177ZM182 177H183V176H182ZM204 177H205V176H204ZM226 177H227V176H226ZM237 177H238V176H237ZM13 178H14V177H13ZM16 178H17V177H16ZM44 178H45V177H44ZM57 178H58V177H56V179H57ZM94 178H95V177H94ZM96 178H97V177H96ZM104 178H105V177H104ZM107 178H109V177H107ZM119 178H120V177H119ZM141 178H143V177H141ZM179 178H180V177H179ZM207 178H208V176H207ZM235 178H236V177H235ZM0 179H1V178H0ZM3 179H4V178H3ZM19 179H20V178H19ZM23 179H24V178H23ZM23 179H22V180H23ZM26 179H27V178H26ZM30 179H31V178H30ZM52 179H53V178H52ZM73 179H74V178H73ZM105 179H106V178H105ZM121 179H122V178H121ZM137 179H138V178H137ZM169 179H170V178H169ZM231 179H232V178H231ZM37 180H38V179H37ZM57 180H59V179H57ZM77 180H78V179H77ZM93 180H94V179H93ZM93 180H92V181H93ZM98 180H99V179H98ZM111 180H112V179H111ZM4 181H5V180H4ZM9 181H10V180H9ZM29 181H30V180H29ZM32 181H33V180H32ZM50 181H51V180H50ZM50 181H49V182H50ZM87 181H88V180H87ZM119 181H120V180H119ZM123 181H124V180H123ZM136 181H137V180H136ZM220 181H221V180H220ZM21 182H22V181H21ZM26 182H27V181H26ZM26 182H25V183H26ZM98 182H100V181H98ZM157 182H158V181H157ZM166 182H167V181H166ZM3 183H5V182H3ZM15 183H16V182H15ZM19 183H20V182H19ZM22 183H23V182H22ZM57 183H58V182H57ZM61 183H62V182H61ZM61 183H60V184H61ZM93 183H94V182H93ZM103 183H104V180H103ZM105 183H106V182H105ZM112 183H113V181H111L110 184H112ZM125 183H126V182H125ZM140 183H142V182L140 181ZM150 183H151V182H150ZM170 183H171V182H170ZM16 184H17V183H16ZM23 184H24V183H23ZM23 184H22V185H23ZM33 184H35V183H33ZM60 184H59V186H60ZM72 184H73V183H72ZM83 184H84V183H83ZM91 184H92V183H91ZM98 184H100V183H98ZM106 184H107V183H106ZM143 184H144V183H143ZM160 184H161V183H160ZM186 184H187V183H186ZM25 185H26V184H25ZM27 185H28V184H27ZM46 185H47V184H46ZM52 185H53V184H52ZM85 185H86V184H85ZM115 185H116V184H115ZM115 185H114V186H115ZM137 185H138V184H137ZM201 185H202V184H201ZM245 185H247V184H245ZM6 186H7V185H6ZM33 186H34V185H33ZM56 186H57V184H56ZM67 186H68V185H67ZM87 186H88V185H87ZM101 186H102V184H101ZM124 186H125V184H124ZM139 186H140V185H139ZM141 186H142V184H141ZM143 186H144V185H143ZM157 186H158V184H157ZM219 186H221V185H219ZM18 187H19V186H18ZM23 187H24V186H23ZM52 187H53V186H52ZM82 187H83V186H82ZM90 187H91V186H90ZM105 187H106V186H105ZM153 187H154V186H153ZM160 187H161V186H160ZM212 187H213V186H212ZM221 187L223 188V186H221ZM257 187H258V186H257ZM1 188H2V187H1ZM27 188H28V187H27ZM48 188H49V187H48ZM80 188H81V187H80ZM85 188H86V187H85ZM97 188H98V187H97ZM107 188H108V187H107ZM115 188H116V186H115ZM19 189H20V188H19ZM30 189H31V188H30ZM30 189L28 188V190H30ZM145 189H146V188H145ZM208 189H209V188H208ZM214 189H215V188H214ZM2 190H3V189H2ZM11 190H12V189H11ZM47 190H48V189H47ZM58 190H59V189H58ZM78 190H79V189H78ZM93 190H94V189H93ZM107 190H108V189H107ZM111 190H112V189H111ZM113 190H114V189H113ZM116 190H117V189H116ZM121 190H122V189H121ZM134 190H135V189H134ZM182 190H183V189H182ZM26 191H27V190H26ZM43 191H44V190H43ZM51 191H53V190L51 189ZM51 191H49V192H51ZM54 191H55V190H54ZM60 191H61V190H60ZM84 191H85V190H84ZM177 191H178V190H177ZM6 192H7V191H6ZM23 192H25V190H24ZM56 192H57V190H56ZM56 192H54V194H55ZM85 192H86V191H85ZM120 192H121V191H120ZM130 192H131V191H130ZM132 192H133V191H132ZM143 192H144V191H143ZM232 192H233V191H232ZM7 193H8V192H7ZM7 193H6V195H7ZM32 193H33V192H32ZM75 193H76V192H75ZM103 193H104V192H103ZM112 193H113V192H112ZM137 193H138V192H137ZM157 193H158V192H157ZM162 193H163V192H162ZM208 193H209V192H208ZM242 193H243V192H242ZM9 194H10V193H9ZM9 194H8V195H9ZM11 194H13V193L11 192ZM57 194H59V193H57ZM60 194H61V193H60ZM60 194H59V195H60ZM78 194H79V193H78ZM114 194H115V193H114ZM120 194H121V193H120ZM125 194H126V193H125ZM125 194H124V195H125ZM133 194H134V192H133ZM143 194H144V193H143ZM145 194H146V193H145ZM154 194H155V193H154ZM184 194H185V193H184ZM210 194H211V193H210ZM243 194H244V193H243ZM1 195H2V194H1ZM26 195H27V192H26ZM28 195H29V194H28ZM40 195H41V193H40ZM45 195H46V194H45ZM92 195H93V194H92ZM100 195H103V194L101 193ZM128 195H129V194H128ZM139 195H140V194H139ZM141 195H142V194H141ZM160 195H161V194H160ZM162 195H164V194H162ZM175 195H176V194H175ZM204 195H205V194H204ZM207 195H208V194H207ZM225 195H226V194H225ZM236 195H237V194H236ZM246 195H247V194H246ZM11 196H12V195H10L9 197L11 198ZM21 196H22V195H21ZM23 196H24V195H23ZM23 196H22V197H23ZM30 196H31V195H30ZM121 196H122V195H121ZM132 196H133V195H132ZM238 196H239V195H238ZM38 197H40V196L38 195ZM43 197H44V196H43ZM53 197H54V196H53ZM74 197H75V196H74ZM76 197H77V196H76ZM85 197H86V196H85ZM158 197H159V196H158ZM203 197H204V196H203ZM208 197H209V196H208ZM0 198H1V197H0ZM20 198H21V197H20ZM40 198H41V197H40ZM46 198H47V197H46ZM131 198H133V197H131ZM144 198H145V197H144ZM212 198H213V197H212ZM219 198H220V197H219ZM224 198H225V197H224ZM243 198H244V197H243ZM21 199H22V198H21ZM26 199H27V198H25V200H26ZM50 199H51V198H50ZM56 199H57V198H56ZM61 199H62V198H61ZM65 199H66V198H65ZM88 199H89V198H88ZM93 199H95V198H93ZM102 199H103V198H102ZM138 199H139V198H138ZM147 199H148V198H147ZM1 200H2V198H1ZM4 200H5V199H4ZM4 200H3V201H4ZM53 200H54V198H53ZM76 200H78V199H76ZM76 200H75V201H76ZM115 200H116V199H115ZM139 200H140V199H139ZM142 200H143V199H142ZM172 200H173V199H172ZM195 200H196V199H195ZM240 200H241V199H240ZM39 201H40V199H39ZM50 201H51V200H50ZM55 201H56V200H55ZM59 201H60V200H59ZM100 201H101V200H100ZM107 201H108V200H107ZM112 201H113V200H112ZM112 201H111V202H112ZM119 201H120V200H119ZM145 201H146V200H145ZM156 201H157V200H156ZM215 201H216V200H215ZM10 202H11V201H10ZM14 202H15V201H14ZM16 202H17V201H16ZM22 202H23V200H22ZM60 202H61V201H60ZM84 202H85V201H84ZM98 202H99V201H98ZM111 202H109V203H111ZM116 202H117V201H116ZM130 202H132V201H130ZM133 202H134V201H133ZM164 202H165V201H164ZM224 202H225V201H224ZM228 202H229V201H228ZM234 202H235V201H234ZM3 203H4V202H3ZM26 203H27V202H26ZM26 203H25V205H26ZM33 203H34V202H33ZM38 203H39V202H38ZM49 203H50V202H49ZM99 203H100V202H99ZM101 203H102V201H101ZM114 203H115V202H114ZM124 203H125V201H124ZM137 203H138V202H137ZM145 203H146V202H145ZM166 203H168L167 200H166ZM5 204H7V203H5ZM15 204H16V203H15ZM85 204H86V203H85ZM89 204H90V203H89ZM102 204H103V203H102ZM115 204H117V203H115ZM118 204H119V203H118ZM120 204H121V203H120ZM125 204H126V203H125ZM170 204H171V203H170ZM218 204H219V203H218ZM222 204H223V203H222ZM236 204H237V203H236ZM255 204H256V202H255ZM16 205H17V204H16ZM43 205H44V204H43ZM69 205H70V204H69ZM91 205H92V204H91ZM139 205H140V204H139ZM168 205H169V204H168ZM172 205H174V204H172ZM216 205H217V204H216ZM9 206H12V204H11V205L9 204ZM19 206H20V205H19ZM26 206L29 207V205H26ZM38 206H39V205H38ZM41 206H42V205H41ZM47 206H48V205H47ZM58 206H59V205H58ZM64 206H65V205H64ZM84 206H85V205H84ZM97 206H98V205H97ZM100 206H101V205H100ZM132 206H133V205H132ZM132 206H131V207H132ZM200 206H201V205H200ZM222 206H223V205H222ZM0 207H1V206H0ZM3 207H4V206H3ZM22 207H23V206H22ZM43 207H44V206H43ZM48 207H49V206H48ZM48 207H47V209H48ZM116 207H117V206H116ZM125 207H126V206H125ZM145 207H146V206H145ZM206 207H207V206H206ZM210 207H211V206H210ZM220 207H221V206H220ZM10 208H11V207H10ZM41 208H42V207H41ZM57 208H59V207H56V209H57ZM61 208H62V207H61ZM85 208H86V207H85ZM93 208H94V207H93ZM93 208H92V209H93ZM95 208H96V207H95ZM109 208H110V207H109ZM168 208H170V207H168ZM212 208H213V207H212ZM212 208H211V209H212ZM7 209H8V208H7ZM45 209H46V208H45ZM50 209H51V208H50ZM50 209H49V210H50ZM99 209H100V208H99ZM105 209H106V208H105ZM117 209H118V208H117ZM119 209H120V208H119ZM135 209H136V208H135ZM180 209H182V208H180ZM222 209H223V208H222ZM222 209H221V210H222ZM0 210H1V209H0ZM12 210H13V208H12ZM19 210H20V209H19ZM25 210H26V209H25ZM33 210H35V209H33ZM86 210H87V209H86ZM93 210H94V209H93ZM108 210H109V209H108ZM192 210H193V209H192ZM197 210H198V209H197ZM224 210H225V209H224ZM226 210H227V208H226ZM27 211L29 212V209H28ZM46 211H47V210H46ZM52 211H53V210H52ZM64 211H65V210H64ZM111 211H112V210H111ZM116 211H117V210H116ZM116 211H114V212L116 213ZM123 211H124V210H123ZM125 211H126V210H125ZM135 211H136V210H135ZM211 211H212V210H211ZM21 212H22V211H21ZM39 212H40V211H39ZM47 212H48V211H47ZM57 212H58V211H57ZM82 212H83V211H82ZM94 212H95V211H94ZM129 212H130V211H129ZM145 212H146V210H145ZM33 213H34V211H33ZM37 213H38V211H37ZM51 213H53V212H51ZM63 213H64V212H63ZM85 213H86V212H85ZM87 213H88V212H87ZM121 213H122V212H121ZM191 213H192V212H191ZM195 213H196V212H195ZM19 214H20V213H19ZM21 214H22V213H21ZM23 214H24V213H23ZM23 214H22V216H23ZM47 214H48V213H47ZM78 214H79V213H78ZM82 214H83V213H82ZM89 214H90V213H89ZM96 214H97V213H96ZM96 214H95V215H96ZM100 214H101V213H100ZM105 214H106V213H105ZM125 214H126V213H125ZM129 214H130V213H129ZM136 214H137V213H136ZM169 214H170V213H169ZM9 215H10V214H9ZM26 215H27V214H26ZM58 215H59V214H58ZM122 215H123V213H122ZM122 215H121V216H122ZM130 215H131V214H130ZM145 215H146V214H145ZM153 215H154V214H153ZM172 215H173V214H172ZM185 215H186V214H185ZM201 215H202V214H201ZM248 215H249V214H248ZM7 216H8V215H7ZM15 216H16V215H15ZM36 216H37V215H36ZM40 216H41V215H40ZM53 216H54V214H53ZM76 216H77V215H76ZM108 216H110V214H108ZM135 216H136V215H135ZM187 216H188V215H187ZM207 216H209V215H207ZM50 217H51V216H50ZM50 217H49V218H50ZM85 217H86V216H85ZM87 217H88V216H87ZM92 217H94V216H92ZM112 217H115V216H112ZM139 217H140V216H139ZM139 217H138V218H139ZM141 217H142V216H141ZM145 217H146V216H145ZM190 217H191V216H190ZM251 217H252V216H251ZM35 218H36V217H35ZM41 218H42V217H41ZM53 218H55V217H53ZM56 218H57V217H56ZM61 218H62V217H61ZM69 218H70V217H69ZM101 218H102V217H101ZM105 218H106V217H105ZM108 218H109V217H108ZM116 218H117V217H116ZM196 218H197V216H196ZM219 218H220V217H219ZM231 218H232V217H231ZM247 218H248V217H247ZM28 219H29V218H28ZM38 219H39V218H38ZM59 219H60V218H59ZM62 219H63V218H62ZM84 219H85V218H84ZM95 219H97V218H95ZM99 219H100V218H99ZM129 219H130V218H129ZM168 219H169V218H168ZM199 219H200V218H199ZM239 219H240V218H239ZM242 219H243V218H242ZM248 219H249V218H248ZM0 220H1V219H0ZM3 220H4V218H3ZM24 220L27 221L26 218H25ZM33 220H34V219H33ZM35 220H36V219H35ZM46 220H47V219H46ZM50 220H51V219H50ZM56 220H58V219H56ZM97 220H98V219H97ZM112 220H113V219H112ZM115 220H116V219H115ZM119 220H120V219H119ZM133 220H135V219H133ZM177 220H178V218H177ZM221 220H222V219H221ZM245 220H246V219H245ZM251 220H252V219H251ZM4 221H5V220H4ZM6 221H7V220H6ZM6 221H5V222H6ZM15 221H16V220H15ZM28 221H29V220H28ZM39 221H40V220H39ZM42 221H43V220H42ZM66 221H67V220H66ZM72 221H73V220H72ZM103 221H104V220H103ZM108 221H109V220H108ZM224 221H225V220H224ZM228 221H229V220H228ZM30 222H31V221H30ZM32 222H33V221H32ZM45 222H46V221H45ZM49 222H50V221H49ZM53 222H55V221H53ZM81 222H82V221H81ZM85 222H86V221H85ZM126 222H127V221H126ZM130 222H131V221H130ZM135 222H136V221H135ZM137 222H138V221H137ZM139 222H140V221H139ZM153 222H154V221H153ZM201 222H202V221H201ZM244 222H245V221H244ZM51 223H52V222H51ZM55 223H56V222H55ZM64 223H65V222H64ZM75 223H76V222H75ZM79 223H80V222H79ZM103 223H104V222H103ZM107 223H108V222H107ZM119 223H120V222H119ZM141 223H142V221H141ZM141 223H140V224H141ZM184 223H185V222H184ZM194 223H196V222H194ZM199 223H200V221H199ZM229 223H231V222L229 221ZM229 223H228V224H229ZM240 223H241V222H240ZM242 223H243V222H242ZM26 224H28V223H26ZM26 224H24V225H26ZM35 224L37 225V223H35ZM46 224H47V223H46ZM48 224H50V223H48ZM61 224H62V223H61ZM69 224H70V222H69ZM76 224H77V223H76ZM84 224H85V223H84ZM117 224H118V222H117ZM129 224H130V223H129ZM137 224H138V223H137ZM137 224H136V225H137ZM248 224H249V223H248ZM18 225H19V224H18ZM18 225H17V226H18ZM32 225H34V224H32ZM39 225H40V224H39ZM65 225H66V224H65ZM108 225H109V224H108ZM165 225H166V224H165ZM214 225H215V223H214ZM233 225H234V224H233ZM256 225H257V224H256ZM14 226H15V225H14ZM40 226H42V223H41ZM111 226H112V223H111ZM115 226H116V225H115ZM122 226H123V225H122ZM125 226H126V225H125ZM133 226H134V225H133ZM155 226H156V225H155ZM167 226H168V225H167ZM219 226H220V225H219ZM223 226H224V225H223ZM238 226H239V225H238ZM5 227H6V226H5ZM20 227H21V226H20ZM22 227H23V226H22ZM33 227H34V226H33ZM75 227H76V226H75ZM105 227H106V226H105ZM120 227H121V226H120ZM130 227H131V226H130ZM230 227H231V226H230ZM239 227H240V226H239ZM247 227H248V226H247ZM253 227H254V226H253ZM17 228H18V227H17ZM81 228H82V227H81ZM106 228H110V227L108 226V227H106ZM118 228H119V227H118ZM133 228H134V227H133ZM171 228H172V227H171ZM184 228H185V227H184ZM184 228H183V229H184ZM211 228H212V227H211ZM211 228H210V229H211ZM241 228H242V227H241ZM258 228H259V227H258ZM2 229H3V228H2ZM9 229H10V228H9ZM15 229H16V228H15ZM22 229H23V228H22ZM26 229H27V228H26ZM38 229H39V228H38ZM50 229H51V228H50ZM50 229H49V230H50ZM82 229H83V228H82ZM97 229H98V228H97ZM121 229H122V228H121ZM123 229H124V228H123ZM129 229H130V228H129ZM129 229H128V230H129ZM200 229H201V228H200ZM212 229H213V228H212ZM218 229H219V228H218ZM226 229H227V228H226ZM226 229H224V230L226 231ZM233 229H234V228H233ZM243 229H244V228H243ZM11 230H12V229H11ZM16 230H17V229H16ZM23 230H24V229H23ZM66 230H67V229H66ZM66 230H65V231H66ZM84 230H85V229H84ZM110 230H112V229L110 228ZM170 230H171V229H170ZM219 230H220V229H219ZM255 230H256V229H255ZM259 230H260V228H259ZM17 231H18V230H17ZM36 231H37V230H36ZM46 231H47V230H46ZM82 231H83V230H82ZM93 231H94V230H93ZM114 231H115V229H114ZM182 231H183V230H182ZM209 231H210V230H209ZM240 231H241V230L239 229V232H240ZM249 231H250V230H249ZM0 232H1V231H0ZM10 232H11V231H10ZM18 232H19V231H18ZM38 232H39V231H38ZM42 232H43V231H42ZM50 232H51V231H50ZM67 232H70V231H67ZM97 232H99V231H97ZM109 232H110V231H109ZM116 232H117V231H116ZM116 232H115V233H116ZM119 232H120V231H119ZM131 232H132V231H131ZM133 232H134V231H133ZM156 232H158V231H156ZM217 232H218V231H217ZM235 232H236V231H235ZM251 232H252V231H251ZM12 233H13V232H12ZM65 233H66V232H65ZM84 233H85V231H84ZM99 233H100V232H99ZM124 233H125V232H124ZM129 233H130V232H129ZM161 233H162V232H161ZM164 233H165V232H164ZM171 233H172V232H171ZM237 233H238V232H237ZM240 233H242V232H240ZM243 233H244V232H243ZM246 233H247V232H246ZM28 234H29V232H28ZM32 234H33V233H32ZM71 234H72V233H71ZM111 234H112V233H111ZM118 234H119V233H118ZM122 234H123V233H122ZM130 234H131V233H130ZM136 234H137V233H136ZM144 234H145V233H144ZM213 234H214V233H213ZM216 234H217V233H216ZM249 234H250V233H249ZM260 234H261V233H260ZM262 234H263V233H262ZM262 234H261V235H262ZM44 235H45V234H44ZM93 235H94V234H93ZM93 235H92V236H93ZM158 235H159V234H158ZM165 235H167V233H166ZM175 235H176V234H175ZM256 235H257V234H256ZM8 236H9V235H8ZM77 236H78V235H77ZM117 236H118V235H117ZM117 236H116V235H115V236L112 235V237H116V238H117ZM125 236H126V235H125ZM133 236H134V234H133ZM139 236H140V235H139ZM146 236H147V235H146ZM163 236H164V235H163ZM178 236H179V235H178ZM204 236H205V235H204ZM234 236H235V235H234ZM1 237H2V236H1ZM9 237H10V236H9ZM17 237H18V236H17ZM39 237H40V236H39ZM46 237H47V236H46ZM53 237H54V236H53ZM55 237H56V236H55ZM110 237H111V236H110ZM134 237H135V236H134ZM170 237H171V236H170ZM246 237H247V236H246ZM256 237H257V236H256ZM24 238H25V237H24ZM24 238H23V239H24ZM91 238H92V237H91ZM94 238H95V237H94ZM101 238H102V237H101ZM116 238H115V239H116ZM127 238H128V237H127ZM165 238H166V237H165ZM188 238H189V237H188ZM191 238H192V237H191ZM249 238H250V237H249ZM0 239H1V238H0ZM26 239H27V238H26ZM58 239H59V238H58ZM73 239H74V238H73ZM79 239H80V238H79ZM79 239H78V240H79ZM121 239H122V238H121ZM142 239H143V238H142ZM171 239H172V238H171ZM208 239H209V238H208ZM225 239H226V238H225ZM244 239H245V238H244ZM48 240H49V239H48ZM84 240H85V239H84ZM88 240H89V239H88ZM255 240H256V239H255ZM0 241H1V240H0ZM11 241H12V240H11ZM14 241H15V240H14ZM14 241H13V242H14ZM16 241H17V240H16ZM31 241H32V240H31ZM89 241H90V240H89ZM104 241H105V240H104ZM104 241H102V242H104ZM119 241H120V240H119ZM190 241H191V240H190ZM208 241H209V240H208ZM220 241H221V240H220ZM234 241H235V240H234ZM246 241H247V240H246ZM250 241H252V240H250ZM27 242H28V241H27ZM27 242H26V243H27ZM57 242H58V241H57ZM57 242H56V243H57ZM97 242H98V241H97ZM134 242H136V241H134ZM158 242H159V241H158ZM166 242H167V241H166ZM193 242H194V241H193ZM197 242H198V241H197ZM201 242H202V241H201ZM204 242H205V241H204ZM209 242H210V241H209ZM232 242H233V241H232ZM239 242H240V241H239ZM248 242H249V241H248ZM252 242H253V241H252ZM257 242H258V241H257ZM16 243H17V242H16ZM16 243L14 242V244H16ZM18 243H19V242H18ZM24 243H25V242H24ZM39 243H40V242H39ZM50 243H51V242H50ZM60 243H62V242H60ZM65 243H66V242H65ZM74 243H75V242H74ZM78 243H79V242H78ZM78 243H77V244H78ZM84 243H85V242H84ZM90 243H91V242H90ZM92 243H93V242H92ZM98 243H99V242H98ZM104 243H105V242H104ZM110 243H111V242H110ZM168 243H169V242H168ZM189 243H190V242H189ZM233 243H234V242H233ZM259 243H260V242H259ZM12 244H13V243H12ZM20 244H21V243H20ZM41 244H42V243H41ZM71 244H72V243H71ZM94 244H95V243H94ZM102 244H103V243H102ZM106 244H107V243H106ZM106 244H105V245H106ZM117 244H118V243H117ZM140 244H141V243H140ZM151 244H152V243H151ZM180 244H181V242H180ZM208 244H209V243H208ZM217 244H218V243H217ZM33 245H34V244H33ZM54 245H55V244H54ZM73 245H74V244H73ZM85 245H86V244H85ZM112 245H113V244H112ZM166 245H167V244H166ZM191 245H192V244H191ZM256 245H258V244H256ZM40 246H41V245H40ZM82 246H83V248H84V245H82ZM86 246H87V245H86ZM100 246H101V245H99V247H100ZM137 246H139V244H138ZM176 246H177V245H176ZM178 246H179V245H178ZM178 246H177V247H178ZM210 246H211V245H210ZM227 246H228V245H227ZM3 247H4V246H3ZM18 247H19V245H18ZM44 247H45V246H44ZM119 247H121V246H119ZM205 247H206V246H205ZM208 247H209V246H208ZM211 247H212V246H211ZM215 247H216V246H215ZM5 248H6V247H5ZM20 248H21V247H20ZM53 248H54V247H53ZM97 248H98V247H97ZM103 248H104V247H103ZM175 248H176V247H175ZM212 248H214V247H212ZM253 248H254V247H253ZM0 249H1V248H0ZM3 249H4V248H3ZM15 249H16V248H15ZM25 249H26V248H25ZM33 249H34V247H33ZM42 249H43V248H42ZM50 249H51V248H50ZM65 249H66V248H65ZM79 249H80V248H79ZM85 249L87 250L86 247L84 248V250H85ZM91 249H92V248H91ZM91 249H90V250H91ZM112 249L114 250V248H112ZM131 249H132V248H131ZM136 249H137V248H136ZM150 249H151V248H150ZM165 249H166V248H165ZM194 249H196V247H194ZM216 249H217V248H216ZM236 249H237V247H236ZM254 249H255V248H254ZM40 250H41V249H40ZM52 250H53V249H52ZM80 250H81V249H80ZM92 250H94V249H92ZM106 250H107V249H106ZM119 250H120V249H119ZM119 250H118V251H119ZM129 250H130V248H129ZM133 250H134V249H133ZM168 250H169V249H168ZM200 250H201V249H200ZM221 250H222V249H221ZM228 250H229V249H228ZM237 250H238V249H237ZM2 251H3V250H2ZM10 251H11V250H10ZM12 251H13V250H12ZM102 251H103V250H102ZM108 251H110V250H108ZM108 251H107V254H109ZM122 251H123V250H122ZM205 251H206V250H205ZM235 251H236V250H235ZM35 252H36V251H35ZM56 252H57V251H56ZM63 252H64V251H63ZM82 252H83V251H82ZM85 252H86V251H85ZM99 252H100V251H99ZM127 252H128V251H127ZM140 252H141V251H140ZM233 252H234V251H233ZM14 253H15V252H14ZM17 253H18V252H17ZM42 253H43V252H42ZM47 253H48V252H47ZM91 253H93V252H91ZM97 253H98V252H97ZM100 253H101V252H100ZM103 253H104V252H103ZM119 253H120V252H119ZM132 253H133V252H132ZM134 253H135V252H134ZM202 253H203V252H202ZM225 253H226V252H225ZM3 254H4V253H3ZM10 254H11V253H10ZM28 254H29V253H28ZM36 254H37V253H36ZM85 254H86V253H85ZM98 254H99V253H98ZM107 254H105V255H107ZM111 254H112V253H111ZM123 254H124V253H123ZM142 254H143V253H142ZM181 254H182V253H181ZM208 254H209V253H208ZM213 254H214V253H213ZM241 254H242V253H241ZM243 254H244V253H243ZM243 254H242V255H243ZM259 254H260V253H259ZM6 255H7V254H6ZM38 255H39V253H38ZM67 255H68V254H67ZM77 255H78V254H77ZM77 255H76V256H77ZM80 255H81V254H80ZM115 255H116V254H115ZM120 255L122 256V254H120ZM124 255H127V254H124ZM124 255H123V256H124ZM216 255H217V254H216ZM238 255H239V254H238ZM257 255H258V254H257ZM49 256H50V255H49ZM49 256H47V257L49 258ZM69 256H70V255H69ZM86 256H87V255H86ZM86 256H85V257H86ZM90 256H91V255H90ZM93 256H94V255H93ZM96 256H97V255H96ZM98 256H99V255H98ZM141 256H142V255H141ZM203 256H204V255H203ZM228 256H229V255H228ZM248 256H250V255H248ZM4 257H5V256H4ZM7 257H8V255H7ZM39 257H40V256H39ZM70 257H72V256H70ZM82 257H84V255H83ZM85 257H84V258H85ZM108 257H110V256L108 255ZM111 257H112V256H111ZM164 257H165V256H164ZM188 257H189V256H188ZM240 257H241V256H240ZM251 257H252V256H251ZM254 257H256V256H254ZM8 258H9V257H8ZM30 258H31V257H30ZM36 258H37V257H36ZM41 258H42V257H41ZM67 258H68V257H67ZM84 258H83V260H84ZM90 258H91V257H90ZM93 258H95V257H93ZM113 258H114V257H113ZM116 258H117V257H116ZM181 258H182V257H181ZM197 258H198V257H197ZM207 258H208V257H207ZM16 259H17V258H16ZM31 259H32V258H31ZM81 259H82V258H81ZM120 259H121V258H120ZM202 259H203V258H202ZM227 259H228V258H227ZM247 259H248V258H247ZM254 259H255V258H254ZM257 259H258V257H257ZM0 260H1V259H0ZM25 260H26V259H25ZM52 260H53V259H52ZM85 260H86V259H85ZM100 260H101V259H100ZM106 260H107V259H106ZM112 260H113V259H112ZM112 260H111V261H112ZM124 260H125V259H124ZM168 260H169V258H168ZM191 260H192V259H191ZM215 260H216V259H215ZM258 260H259V259H258ZM32 261H34V260H32ZM36 261H37V259H36ZM40 261H41V260H40ZM49 261H50V260H49ZM87 261H88V260H87ZM93 261H94V260H93ZM101 261H102V260H101ZM189 261H190V260H189ZM197 261H198V260H197ZM199 261H201V260L199 259ZM218 261H219V259H218ZM224 261H225V260H224ZM230 261H231V260H230ZM235 261H236V260H235ZM240 261H241V260H240ZM250 261H251V260H250ZM13 262H14V261H13ZM23 262H24V261H23ZM43 262H44V261H43ZM71 262H72V261H71ZM79 262H80V261H79ZM112 262H113V261H112ZM112 262H111V263H112ZM115 262H117V261H115ZM122 262H123V261H122ZM122 262H121V263H122ZM163 262H164V261H163ZM168 262H169V261H168ZM206 262H207V261H206ZM261 262H262V261H261ZM27 263H28V262H27ZM35 263H36V262H35ZM35 263H34V264H35ZM38 263H39V262H38ZM83 263H84V262H83ZM83 263H82V264H83ZM87 263H88V262H87ZM119 263H120V262H119ZM174 263H175V262H174ZM192 263H193V262H192ZM198 263H200V262H198ZM201 263H202V262H201ZM201 263H200V264H201ZM3 264H4V263H3ZM17 264H18V263H17ZM40 264H44V263L41 262ZM70 264H71V263H70ZM80 264H81V263H80ZM93 264H95V263H93ZM103 264H104V263H103ZM106 264H107V263H106ZM108 264H109V263H108ZM113 264H114V263H113ZM116 264H117V263H116ZM122 264H123V263H122ZM125 264H126V263H125ZM136 264H137V263H136ZM206 264H207V263H206ZM213 264H214V262H213ZM215 264H216V263H215ZM252 264H253V263H252Z\"/></svg>","mask_w":264,"mask_h":264},{"label":"built area","instance_id":"built-area-1","mask_svg":"<svg viewBox=\"0 0 264 264\" xmlns=\"http://www.w3.org/2000/svg\"><path fill=\"white\" fill-rule=\"evenodd\" d=\"M201 106L204 108L206 106L205 101L201 103ZM254 133L252 132H245L243 135V144L245 147H250L254 144Z\"/></svg>","mask_w":264,"mask_h":264}]
</instances>
